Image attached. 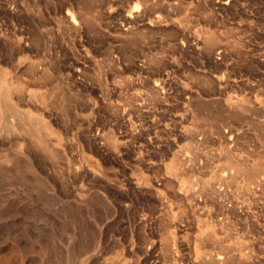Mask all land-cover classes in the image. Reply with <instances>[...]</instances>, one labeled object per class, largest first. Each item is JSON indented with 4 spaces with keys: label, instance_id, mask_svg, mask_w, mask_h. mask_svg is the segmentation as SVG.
Wrapping results in <instances>:
<instances>
[{
    "label": "rangeland",
    "instance_id": "1",
    "mask_svg": "<svg viewBox=\"0 0 264 264\" xmlns=\"http://www.w3.org/2000/svg\"><path fill=\"white\" fill-rule=\"evenodd\" d=\"M16 1V4H17V13L15 14H9L7 12H2L0 14V20H1V24L3 25L4 29H1L0 28V69L4 70V74L6 76V80H7V83L8 84V88L9 90L12 92L11 94V97H12V105L16 106V107H19L18 109H20L21 111H23L22 109H24L23 113L18 110L19 113V117H23L21 114H27L26 116V120H22V124L20 122V120H16L14 118H12L14 121L13 122H16L15 124H17L18 122L19 125H17L19 128H23V126H25L24 124L28 123V120L27 118H32L33 116L34 117H42V121L44 124V127L46 129V132H48V136H47V139H46V142L50 145L51 147V150L54 149V154L52 155L51 152L47 153V150H44V147L41 146L42 144H40L39 146V143L38 142H34V141H30V138L28 135L26 134H21V133H17L15 132L14 133H11L13 130L11 128H7V126H5V121L2 119H0V264H123L122 260H126L124 262V264H132V262L134 261V258H135V261L133 262V264H186L185 262L181 261V260H176L175 262L172 261H168L167 259H163V258H159L160 260H158V256L160 257V253L158 252H147L146 248L149 247V243L151 242V240H154L156 236L155 235V231H163L162 233L166 234L168 233V236L170 237L174 232H175V229L176 227L175 226H172V227H168L167 225H165V223L161 224L160 222L156 221V216H155V213L157 211V209H160L162 208L158 202V198H157V195H155L154 193H152L153 191V188H155L156 186L159 187V188H163L162 185H160L162 182H161V177L165 176V174L167 173V170H170L171 166H172V158L169 157L171 155V152L172 154L174 153L173 150H178L179 147H182L183 144H188V142L191 141V131L194 133V135L196 136V138L199 140V137L201 139V141H203L205 143V141L203 140V137H205L204 139H207L208 141H206V143L202 146H200V149H203L202 151L204 152H207L209 155L207 160H203L205 164H208L205 166V164L203 163V171L206 172H202L201 171V174L200 173H196L195 175V178L198 179L200 178L198 181V185L201 186L200 182L203 180V181H208V182H212V180L214 181L216 179V175H218V173H220V171H222L224 169V165H225V162L224 161V158L222 157L223 153L222 151L224 150V143H226L225 141L227 139H229L230 145L229 146H234L233 147H230L228 146L229 148V151L232 155H236L238 154L239 155H244V158L246 159V162L248 164H253L255 162H262L264 163V118L263 117V113L260 111V105L264 108V92L262 93V88H264V72L262 73V69L264 71V66H262V60H264V49L262 50L261 48H264V23H263V19L264 17L262 15H264V0H237L239 2H235L233 0V2H231L230 4H228V6H225L224 8L222 6L217 7L218 6V1L219 0H210V1H213V2H210L209 0L205 2V0H166L167 3L168 2H173L177 5V8L176 10L178 9L179 12H177L176 14V10H171L169 9L170 12L173 11V13H170L168 11V8H167V3L166 1L164 0H157L160 4V6H158L155 10H152L154 12H152L150 10V13L148 12L149 10L146 8H148V6H146V2L145 0H143V2H141V0H108L109 4L108 6L109 7H113L112 10H113V16L112 14L110 16H106L104 13H103V10L101 11V4L102 2L99 0V3H94L96 2V0L92 1V0H15ZM120 1V2H119ZM138 2H141V3H145L143 5H141V3H138V5H136V3ZM65 2V4H63ZM77 2V4H76ZM93 2V3H92ZM201 2V3H200ZM204 2V3H203ZM210 2V3H209ZM255 2V3H254ZM263 2V3H262ZM81 3V4H80ZM111 3H112V6H111ZM118 3V4H117ZM187 3V5L185 4ZM190 3V4H189ZM212 3H215L212 5ZM240 3V4H239ZM248 3V4H247ZM79 4V5H78ZM115 4V5H114ZM162 4V6H161ZM183 4V5H182ZM239 4V5H238ZM64 7H63V6ZM69 5V6H68ZM84 5H86L87 7H85ZM96 5V6H95ZM99 5V6H98ZM186 6V8H183ZM185 5V6H184ZM191 5V6H189ZM215 5V6H214ZM230 5V6H229ZM251 5V6H250ZM261 5V6H260ZM84 6V7H83ZM107 6V8H108ZM118 6V7H117ZM210 6V7H209ZM234 6V8L232 7ZM237 6V7H236ZM250 6V7H249ZM255 6V7H254ZM71 7V8H70ZM76 7V8H75ZM83 7V9H81ZM99 7V8H98ZM117 7V8H115ZM120 7V8H119ZM144 7V8H143ZM181 7V9L179 8ZM190 7V8H189ZM214 7H216L214 9ZM240 7V8H239ZM241 7H243L244 9H242ZM80 8V9H79ZM93 10V14L95 15V12H96V15L95 17L93 16H90L88 10ZM141 10H138L140 9ZM143 8V9H142ZM167 8V9H166ZM185 9V11L182 10ZM223 8V10H222ZM248 8V9H247ZM258 8V9H257ZM66 9V10H65ZM68 9V10H67ZM78 9L80 11H78ZM87 9V10H86ZM117 11H116V10ZM122 9V10H120ZM129 10V13H128V10ZM166 9V11H165ZM187 9V10H186ZM191 9V10H190ZM238 10L236 12V10ZM68 14H66L64 11ZM83 12H82V11ZM96 10V11H95ZM123 10H125L123 12ZM146 10V11H145ZM158 10V11H157ZM161 10V11H159ZM181 10L183 12H181ZM221 10V11H220ZM243 12H242V11ZM252 10V11H251ZM73 11V12H72ZM95 11V12H94ZM120 11V12H118ZM139 11H141L139 13ZM241 11V12H240ZM246 11V13H245ZM73 14H72V13ZM76 12V13H75ZM79 12V14H78ZM86 14L85 16L88 18H91L93 19L94 23L93 24H87L88 27H85L86 29H84L83 26H86L85 24L82 26V21H81V17L78 18V16H81L82 14ZM100 12V13H99ZM102 12V14H101ZM148 12V13H147ZM154 13V17H152V13ZM157 12V13H156ZM161 12V13H160ZM182 15H181V13ZM187 12V13H186ZM188 12H191L193 14H189ZM88 13V14H87ZM92 13V11L90 12ZM115 13V14H114ZM119 13V14H118ZM125 13V14H124ZM141 14V17L137 22V24L135 25V23L132 25V33L130 35L132 36L129 37L126 36L124 37V34H123V27L125 24L124 22H122V20H124L122 18L123 14H124V18L126 15L128 14ZM187 15L188 19L186 18V20L184 19L183 16H186L185 14ZM261 17H260V15ZM78 16H77V15ZM98 14H101V15H98ZM121 14V17H119ZM173 14V15H172ZM175 14V15H174ZM184 14V15H183ZM207 15L205 18L202 19V16L203 15ZM245 14V15H244ZM65 15H67L65 18L66 19H63ZM89 15V16H88ZM92 15V14H91ZM115 15V16H114ZM119 15V16H117ZM151 15V16H150ZM163 15V16H162ZM169 17H168V16ZM171 15V16H170ZM180 15V16H179ZM197 15V16H196ZM201 15V16H200ZM104 16V17H103ZM106 16V17H105ZM112 16V17H111ZM167 16V17H166ZM178 16V17H177ZM191 16V17H190ZM193 16V17H192ZM196 16V17H195ZM234 16V17H233ZM93 17V18H92ZM111 17V18H110ZM146 17V18H145ZM158 17L160 18V20L158 19ZM163 17V18H162ZM181 17V18H180ZM190 17V18H189ZM260 17V18H259ZM74 18V19H73ZM106 20H105V19ZM115 18V19H114ZM122 18V19H121ZM145 18L147 21H145ZM174 18L176 20H179L181 22V24L179 23V21H176L174 20ZM253 18V19H252ZM260 20H259V19ZM71 19L77 21L79 24L81 22V26L83 27L81 32V36L78 34H70V33H64L62 31V25L63 24H66L65 20L67 21V23L69 21H71ZM91 19H88L91 21ZM99 19V20H98ZM113 19V20H112ZM151 19V20H150ZM152 19H154V21H152ZM181 19V20H180ZM184 19V20H183ZM207 19V21L205 22V20ZM252 19V20H251ZM256 19V21H255ZM80 20V21H79ZM144 20V21H143ZM149 20V21H148ZM188 20V21H187ZM195 20V21H194ZM200 20V21H199ZM211 20V21H210ZM249 22V23H246L245 22ZM248 20V21H247ZM143 21V22H142ZM152 22V23H148V22ZM156 21V22H155ZM159 23H158V22ZM171 21V22H170ZM175 21V23L173 22ZM203 21V22H202ZM253 21V22H252ZM258 21V22H257ZM262 23H261V22ZM111 22V24H110ZM145 22V24H144ZM155 22V23H154ZM169 22V23H167ZM253 24H252V23ZM102 23V24H101ZM106 23V24H105ZM122 23V24H121ZM142 23V24H141ZM148 23L149 28L147 27L148 25L146 24ZM161 23V25H160ZM165 23V24H164ZM189 23V24H188ZM211 23V24H210ZM213 23V24H212ZM241 23V24H239ZM261 23V24H260ZM14 25L13 29L10 28V25ZM62 24V25H61ZM96 26H95V25ZM105 24V25H104ZM119 24V26H118ZM140 24V25H138ZM154 24V25H153ZM169 24V25H168ZM170 24H173V25H170ZM177 24V25H176ZM183 24V25H182ZM188 24V25H187ZM191 24H194V25H191ZM196 24V25H195ZM236 24V25H235ZM251 24V26H250ZM255 24V25H254ZM61 25V26H59ZM108 25V26H107ZM110 25V27H109ZM144 25V26H143ZM145 25H147L145 27ZM160 25V26H159ZM163 25V27H162ZM167 25V26H166ZM192 29H190L191 27ZM199 29L197 28L198 26ZM213 25H217L219 27H214L213 29ZM233 25V26H232ZM237 25H239L237 27ZM243 25V26H242ZM246 25V26H245ZM95 26V27H94ZM137 26V27H136ZM177 28H176V27ZM181 28H179V27ZM186 26V27H185ZM246 28H245V27ZM254 26V27H253ZM61 28V31H60V28ZM119 27V28H118ZM122 27V28H121ZM140 27V29H139ZM142 27V28H141ZM147 32L143 31L145 28ZM159 27V28H157ZM162 27V28H161ZM173 29V31H175L176 33H174L171 29ZM173 27V28H172ZM95 28V30L93 31L92 29ZM118 28V29H117ZM121 28V29H120ZM138 28V30H137ZM166 29L168 31H171L170 32V35H168L167 31H161L160 32H163L162 34H160V32L158 31L159 29ZM179 28V29H178ZM183 28V29H182ZM207 28V29H206ZM210 28V29H209ZM217 28V29H216ZM221 28L222 29V32L224 31V34L223 35H220L221 34ZM249 28V29H248ZM252 28V29H251ZM6 29V30H5ZM97 29H101L99 30V33L97 31ZM150 29V30H149ZM196 29V30H195ZM198 29V30H197ZM204 29V30H202ZM213 29V31H212ZM220 31H219V30ZM227 29H230V30H227ZM233 29V30H232ZM234 29L237 31V29L241 30V31H245L244 33L243 32H239V30L236 32H234ZM247 29V31H246ZM254 29V30H253ZM116 30L118 31V35L116 33ZM137 30L136 32L137 33H140V34H133V32ZM153 30V31H151ZM156 30L159 32V33H155ZM178 30H180V35L182 36H179V32ZM183 30V31H182ZM186 30V31H185ZM214 30H215V33H214ZM218 30V31H217ZM225 30H227L228 32L225 34ZM250 30V31H249ZM88 31H91V32H88ZM97 31V32H95ZM189 31V32H187ZM193 31H195L193 33ZM212 31V32H211ZM101 32V33H100ZM122 32V33H121ZM149 32L151 34H149ZM166 32V34H165ZM185 32V33H184ZM191 32V33H190ZM198 32V33H196ZM202 32H205V34L207 33V35H216V37L218 38H222V36H228L229 39L232 41L234 40L233 38L237 35L238 37L236 38L235 37V40L238 39L237 41L240 40V42H237V43H232V42H236V41H232L231 42V47L230 49L233 47L234 49H228L226 47H223V48H226V49H220L219 51L216 52L215 56L213 57L214 61H211L212 59L209 58V56L206 54L205 52V49L200 41L201 37H202ZM230 32V34H228ZM84 35H83V34ZM95 33V36H97V33H98V37H92V34ZM142 33H145V34H142ZM174 33V34H172ZM183 33V34H182ZM184 36V34H186ZM189 33V34H188ZM193 33V34H192ZM211 33V34H210ZM214 33V34H213ZM220 33V34H219ZM236 33V34H235ZM238 33V34H237ZM252 35H251V34ZM38 34V35H37ZM101 36H100V35ZM115 34V35H114ZM154 35V40L153 39H150L151 37H149V35ZM158 36H156V35ZM177 34V35H176ZM199 34V35H197ZM228 34V35H227ZM233 34V38L230 36ZM235 34V35H234ZM243 34L246 35L243 37ZM83 35V37H82ZM89 35V36H88ZM106 35V36H105ZM122 35V36H121ZM166 35V38L164 39V36ZM173 35V36H171ZM220 35V36H219ZM241 35V37H239ZM251 35V36H250ZM89 38H88V37ZM91 36V37H90ZM100 36V38H99ZM103 36V38H102ZM108 36V37H107ZM144 36V37H143ZM145 36H146V40H145ZM170 38H169V37ZM184 36V37H183ZM40 37V38H39ZM75 37V40H73ZM81 37H82V40H81ZM132 39L129 40L128 38ZM136 37V38H135ZM162 38L161 42L159 43V39ZM174 37V38H172ZM182 37V38H180ZM187 37V38H186ZM193 37V38H192ZM195 37V38H194ZM253 39H252V38ZM255 37V38H254ZM38 38V39H37ZM70 38V41H67L66 39ZM85 38V40H84ZM95 38V39H94ZM99 39L102 41H104V43L100 42L99 40H96V39ZM108 38V39H106ZM127 38V39H126ZM142 38V39H141ZM153 38V37H152ZM198 38V39H197ZM200 38V39H199ZM248 38H249V41H248ZM74 43H73V41ZM87 39V40H86ZM90 39V40H89ZM103 39V40H102ZM136 39H138V41H135ZM142 41H141V40ZM148 39V40H147ZM171 39V40H170ZM185 39V40H184ZM192 39V40H191ZM195 39V40H194ZM246 39V40H244ZM65 42H63V41ZM66 40V41H65ZM96 40V41H95ZM111 40V41H110ZM120 40V41H119ZM145 40V41H143ZM153 40V41H152ZM155 40H158L155 41ZM165 40V41H163ZM184 40V41H183ZM251 40V41H250ZM125 42L124 45H122V42ZM135 41V42H134ZM146 41H149V43H153L150 44L147 42L146 44ZM151 41V42H150ZM173 41V42H171ZM176 41V42H175ZM180 41V42H179ZM187 41L188 44H187ZM199 41V42H198ZM69 42V43H68ZM71 42V43H70ZM83 42V43H81ZM88 42V43H87ZM112 44V47H110ZM114 42V43H113ZM134 42V43H132ZM138 42V43H137ZM142 42V43H141ZM145 42V43H143ZM165 44H163V43ZM170 42V43H169ZM178 42L180 43V45L178 44ZM183 42V43H181ZM192 42V43H191ZM245 42V43H244ZM85 43V44H84ZM108 43V44H107ZM121 43V44H120ZM128 43H132L130 46ZM140 43V46H138ZM156 43V44H155ZM171 44V46L174 44L176 45L175 47L172 46V48H168L170 47V45L167 47V45ZM246 43L248 45H246ZM67 44V45H66ZM80 44L82 46H80ZM95 44H98V45H95ZM101 44V45H99ZM110 45L109 47H106L105 45ZM134 44V45H133ZM135 44H138V45H135ZM157 44L159 46H157ZM167 44V45H166ZM186 44V45H185ZM236 47L238 46V48H235V45ZM250 44V45H249ZM67 46L63 48V46ZM77 47H75V46ZM83 45H85V51H84V47ZM104 45V46H103ZM115 45H117V48H114L116 47ZM119 45V46H118ZM122 45V46H120ZM148 47H147V46ZM155 47H154V46ZM162 45V46H161ZM190 47H188V46ZM195 47H194V46ZM199 45V46H198ZM234 45V46H233ZM240 45V46H239ZM252 45V46H251ZM261 45V46H260ZM263 45V46H262ZM21 46V47H20ZM72 46H73V49H72ZM91 46H93L91 48ZM100 46V47H99ZM105 48V52H103L104 50H102L103 48ZM138 46V47H137ZM143 46L146 48V50L143 48ZM153 46V47H152ZM166 46V47H165ZM183 46H187V47H184ZM248 46V47H247ZM250 46V47H249ZM258 49H255V48H252L254 47ZM96 47V49H95ZM98 47V48H97ZM118 47H122L123 48V52L122 53H125L124 55L121 54V51L122 48H118ZM125 47H129L126 51ZM131 47V48H130ZM137 47V48H136ZM161 49H158L160 48ZM165 47V48H164ZM247 47V48H246ZM261 47V48H260ZM23 48V49H22ZM68 50H66V49ZM75 48L77 49V51L75 50ZM83 48V49H82ZM112 48V49H111ZM133 48H136L137 50H134ZM164 48V50H163ZM175 48V49H173ZM200 48V50H199ZM63 49V50H62ZM71 49V50H70ZM81 49V50H80ZM90 49V50H89ZM96 51H94V50ZM100 49V50H99ZM117 49V50H116ZM120 49V50H118ZM133 49V50H132ZM152 49V50H151ZM157 49V51H156ZM246 49V50H245ZM253 49V51H252ZM261 49V50H260ZM22 50V51H21ZM94 52H93V51ZM110 50H112L110 52ZM115 52H114V51ZM142 50V51H141ZM147 51V53L145 51ZM168 50V51H167ZM170 50V51H169ZM176 50V52H175ZM229 52H227V51ZM242 50V51H241ZM257 50V51H255ZM63 51V52H62ZM69 53H68V52ZM109 51V52H108ZM120 54H119V52ZM126 51V52H125ZM130 51V53H128ZM132 51V53H131ZM138 52L139 54H137L136 52ZM149 51V52H148ZM156 51L157 52V56L155 55H152L154 56L153 58L156 57V60L159 58V60H153L154 62L156 61L157 63H152L153 66L151 65V61L150 60V65L148 64L147 65V61H149V59H151L149 57L150 54H153V52ZM161 51H163L161 53ZM167 51V52H165ZM191 51V52H190ZM194 51V53L192 52ZM197 51V52H196ZM231 51H234L235 53L231 52ZM249 53H248V52ZM74 52V53H73ZM88 52V54H87ZM92 52V53H91ZM107 52V53H106ZM141 52V53H140ZM144 52V53H142ZM160 52V53H158ZM200 52V53H199ZM223 52V53H222ZM228 54H227V53ZM242 52H245V53H242ZM253 52H256L255 54ZM260 54H259V53ZM71 53V54H70ZM96 53H99L101 55H103L102 53H104L103 56H107L105 59L102 58L100 56V59L98 58L99 55L96 54ZM111 53V54H110ZM116 53V54H114ZM127 53V55H126ZM134 53V54H133ZM148 54V56L146 54ZM150 53V54H149ZM176 53V54H175ZM178 53V54H177ZM180 53V54H179ZM203 53V54H201ZM221 53V55H220ZM237 53L239 55H237ZM63 54V55H62ZM83 54V55H82ZM106 54V55H105ZM114 54V55H113ZM145 54V56L148 58H146L144 55L142 56L143 59H140L142 58L141 55ZM174 54V55H173ZM182 54V55H181ZM185 54V55H183ZM227 57H224V55ZM232 54V55H231ZM234 54H236L235 56H233ZM244 54H247V56H243ZM249 54V55H248ZM253 54V56H252ZM257 54V55H256ZM259 54V55H258ZM71 55V57H70ZM82 55V56H81ZM92 55V56H91ZM96 55V56H94ZM130 55V58H128ZM134 55V56H132ZM136 55V57H135ZM160 55V56H159ZM176 55V56H175ZM178 55V56H177ZM180 55V56H179ZM206 55V56H205ZM218 55V56H217ZM222 59H221V57ZM223 55V56H222ZM82 59H81V57ZM87 56V57H86ZM118 56V57H116ZM124 56V58H123ZM126 56H128L126 58ZM138 56V58H137ZM151 56V55H150ZM151 56V57H152ZM166 56V58H164ZM230 56V57H229ZM233 56V58H232ZM240 57V60L238 59ZM250 56V57H248ZM256 56V57H255ZM71 59H70V58ZM80 57V58H79ZM85 59H84V58ZM90 57V58H89ZM93 57V58H92ZM158 57V58H157ZM161 57H163L161 59ZM168 57V58H167ZM180 57V59H179ZM204 57V58H203ZM220 57V58H219ZM229 57V59H228ZM235 57V58H234ZM246 60H244V58ZM256 59H255V58ZM260 57V58H259ZM261 57L262 60H261ZM64 58V60H63ZM68 58V59H67ZM75 61H73V59ZM112 58V59H111ZM120 58V59H118ZM136 58H137V61H136ZM184 58V59H183ZM216 58V59H215ZM226 58L227 62H229L228 64H226L227 62L226 61H223V59ZM232 58V59H231ZM237 58V59H236ZM253 61H250L252 60ZM84 59V60H83ZM90 59V60H89ZM95 59V60H93ZM104 59V60H103ZM147 61H146V60ZM167 59V60H166ZM177 59V60H176ZM186 59V60H185ZM233 59H236L234 60L233 62ZM78 60V61H77ZM104 61V64H103V61ZM107 61V66L105 65L106 61ZM109 60V61H108ZM115 60V61H114ZM128 60V61H127ZM131 60V62H129ZM132 60L136 61L135 63L138 64L136 65ZM146 63H145V61ZM164 63H162V61ZM173 63H171L170 62ZM218 62H215L217 61ZM221 60V63L219 62ZM225 60V59H224ZM239 60V61H238ZM243 60V61H241ZM259 60V61H258ZM69 61V62H68ZM91 61V63H89ZM95 61V62H94ZM161 61V65L164 64L163 66L160 65V62ZM170 62V63H166V62ZM174 61V62H173ZM184 61V62H181ZM208 61V62H207ZM250 61V62H248ZM72 64H71V63ZM80 62V63H78ZM87 62L90 64H87ZM108 62H110L111 64H114L113 66H111L110 64H108ZM123 64H122V63ZM127 64H126V63ZM141 62V63H140ZM143 62L145 64H143ZM237 62V63H236ZM255 62V63H253ZM20 63V64H19ZM29 63V64H28ZM69 66H68V64ZM99 63V64H98ZM119 63V64H118ZM198 63V64H197ZM220 63V64H219ZM224 63V65H223ZM237 64L236 65H233V64ZM253 64V65H250V64ZM67 64V65H66ZM75 64V65H74ZM77 64V65H76ZM88 65V67L85 66ZM96 66H95V65ZM102 64V65H101ZM126 64V65H125ZM133 64V65H132ZM140 64H143L140 65ZM167 64V65H166ZM175 64V65H174ZM216 64V65H215ZM217 64L219 65L217 67ZM19 65V66H18ZM34 65V66H33ZM63 65V67H62ZM67 67H65V66ZM95 67H94V66ZM100 65V66H99ZM117 65V66H116ZM172 65V66H171ZM187 65V66H186ZM202 65V66H201ZM213 65V66H212ZM222 65L224 67H222ZM227 65V67H226ZM230 65V66H229ZM240 65V67H238ZM244 65V66H243ZM258 65V66H257ZM260 65V66H259ZM32 66V67H31ZM36 66V67H35ZM75 66V67H74ZM82 66V67H81ZM85 66V67H83ZM93 66V67H92ZM103 66L105 67L104 68V71H103ZM136 66V67H134ZM147 69H146V67ZM153 69H152V67ZM170 66V67H169ZM181 66H184V67H181ZM221 66V67H220ZM233 66V67H231ZM251 66V67H249ZM34 67V69H33ZM45 67V68H44ZM82 68L83 70H85L87 72V69L91 70L89 72L88 70V74H85L86 72L83 71L81 74H77L74 73L73 71L76 70V68ZM96 67H97V70H96ZM99 67H101L99 69ZM108 67V68H107ZM113 67L114 70L112 69ZM118 67V68H117ZM120 67V69H119ZM156 67V68H155ZM157 67L160 69V67H163L161 68L160 70H156ZM175 67V68H174ZM201 67V68H200ZM210 67V68H209ZM214 67V68H212ZM238 68V71L236 68ZM247 69H245V68ZM255 67V68H254ZM257 67V68H256ZM259 67H260V70H259ZM20 68V69H19ZM32 70H31V69ZM39 68H41L40 70L42 71L43 69V73L42 75ZM71 68V69H70ZM85 68V69H84ZM87 68V69H86ZM111 68V69H109ZM124 68V69H123ZM138 68V69H137ZM185 68V69H184ZM225 68V69H224ZM234 68V70H233ZM69 69V70H68ZM75 69V70H74ZM108 69V70H107ZM155 69V70H154ZM169 70V73H167L168 71L166 70ZM244 69V70H243ZM250 69V70H249ZM39 70V71H38ZM67 70V71H65ZM113 70V71H112ZM121 70V71H120ZM124 70V71H123ZM154 70V71H153ZM213 70V71H211ZM225 70V72L223 71ZM230 72L228 73L227 72ZM236 70V71H235ZM260 72H259V71ZM35 71H38L35 73ZM66 73H64V72ZM69 71V72H68ZM111 73H110V72ZM118 71V72H117ZM142 71V72H141ZM165 71V72H164ZM216 73H215V72ZM242 73H241V72ZM246 71V72H245ZM253 71V72H252ZM257 71V72H256ZM21 72V73H20ZM92 72V73H91ZM102 72V73H101ZM110 74H109V73ZM140 72V74H139ZM175 72V73H174ZM214 72V73H213ZM220 72V73H219ZM226 73L225 75V78L222 77L224 76V74ZM239 72V73H238ZM20 73V74H19ZM34 75H33V74ZM47 73V75H45ZM120 73V74H119ZM138 73V74H137ZM193 73V74H192ZM204 73V74H203ZM206 73V74H205ZM222 73V74H221ZM236 73V74H235ZM254 73V74H253ZM8 74V75H7ZM68 74V75H67ZM102 74V76H100ZM106 74V75H105ZM107 74L110 76H107ZM149 74V75H148ZM160 74V76H159ZM170 74V75H169ZM181 74V75H180ZM183 74V76H182ZM207 74H209L207 76ZM217 74V76H215ZM230 74V76H229ZM238 74V75H237ZM40 75V76H39ZM65 75L67 77V79L65 78ZM115 75V76H114ZM121 79L119 80L117 78V82H116V79L115 77ZM133 75V76H132ZM136 75H140V77H136ZM142 75V76H141ZM166 75V76H165ZM211 75V76H210ZM222 75V76H221ZM240 75H243V76H240ZM35 76V77H33ZM47 76V77H46ZM70 76V78H69ZM77 76V77H76ZM89 76V77H88ZM94 76H98V77H94ZM103 76H105L103 78ZM131 77V81L129 80L130 83H127V78ZM135 76V78H134ZM146 76V77H145ZM154 76V77H153ZM164 76V78H163ZM171 76H174V77H171ZM207 76V77H205ZM220 76V77H219ZM240 76V77H239ZM253 78H252V77ZM259 76V77H258ZM18 77V79H17ZM74 77V78H73ZM83 77V78H82ZM102 77V78H101ZM123 77L126 79H123ZM162 77V78H161ZM190 77V78H189ZM245 77V78H244ZM251 77V78H250ZM255 77V78H254ZM48 78V79H47ZM63 78V79H62ZM79 78H82V79H79ZM96 78V79H95ZM170 81H169V79ZM193 78V79H192ZM223 78V79H222ZM234 78V80L232 79ZM238 78V79H237ZM241 78H242V81H241ZM260 78V79H259ZM9 79V80H8ZM47 79V80H46ZM73 79V80H72ZM106 79V80H105ZM108 79V80H107ZM115 79V80H114ZM133 79V80H132ZM140 79V80H139ZM146 83H144L142 80ZM157 79V80H156ZM159 79V80H158ZM164 79V80H162ZM167 79V80H166ZM192 79V80H191ZM195 79V81H193ZM217 79H221L223 80L221 82V84H218L217 82ZM226 79V80H224ZM230 79V80H228ZM237 79V80H236ZM258 79V80H257ZM65 80V81H64ZM76 80V81H75ZM77 80H80L79 82ZM89 80V81H88ZM96 80V82H95ZM112 81H115V83L112 82L111 83H108V82H111ZM136 80V81H135ZM151 80V81H149ZM156 80V81H154ZM176 80V81H174ZM178 80V81H177ZM181 80V81H179ZM200 80V82H199ZM236 80V81H235ZM246 80V81H245ZM251 80V81H250ZM254 80H256V84H253ZM12 81V82H11ZM126 81V82H125ZM153 81V82H152ZM160 81H164V83L166 81L165 84V89L163 88L161 90L162 94H160L159 96L156 97H153V99L155 100H149L148 99V94H152L153 92V88L154 86L158 83V84H163V83H160ZM173 81V82H172ZM185 81V83H184ZM231 82V84L229 83H225V82ZM232 81L235 83H232ZM238 81V82H237ZM251 84H249V82ZM259 81H262L260 83H258ZM14 82V83H13ZM72 82V83H71ZM75 82H77L75 84ZM89 82V83H88ZM99 82V83H98ZM120 82V83H119ZM135 82V83H134ZM137 82H139V86L137 84ZM142 82V83H141ZM150 82V83H148ZM175 82V83H174ZM178 82L180 84H178ZM195 82V83H194ZM201 84H199V83ZM215 83L216 84H212V83ZM224 82V83H223ZM245 82V83H244ZM254 82V83H255ZM11 83V84H10ZM102 83V84H101ZM123 84V87L122 85L119 87L118 85H115V84ZM133 83V84H132ZM173 83V84H172ZM177 83V84H176ZM189 83V84H188ZM194 83V84H193ZM205 83V85H204ZM209 83L211 84L210 87H209ZM73 84V85H72ZM94 84V85H92ZM96 84V85H95ZM108 84V85H107ZM135 84V86L132 87V85ZM144 84V85H143ZM146 84V85H145ZM167 84L168 86L170 84H172L171 86H169V89L167 87ZM224 84V85H223ZM227 84V85H226ZM244 84H248V85H244ZM253 84V85H252ZM87 85V86H86ZM102 85V86H101ZM107 85V87H106ZM127 85V86H126ZM143 85V86H141ZM152 85V87H151ZM154 85V86H153ZM180 85H184V87L180 86ZM191 85V86H190ZM196 85V86H195ZM208 85V86H206ZM215 85L214 88H212L213 86ZM230 85V88L228 89V86ZM255 85V86H254ZM257 85V86H256ZM259 85V86H258ZM263 85V87H262ZM87 88H86V87ZM94 86V87H93ZM110 86V87H109ZM117 88H116V87ZM130 86V88H129ZM137 86V87H136ZM146 86V88H145ZM149 86V87H148ZM176 86V88H175ZM179 86V87H178ZM186 86H187V89H186ZM206 86V87H205ZM224 86V88H223ZM244 86V87H243ZM247 86V87H245ZM254 86V87H253ZM23 87V88H22ZM81 87H83L81 89ZM85 87V88H84ZM99 87V88H97ZM104 87V88H103ZM148 87V89H147ZM151 87V88H150ZM190 87V88H189ZM193 87V88H192ZM198 87V88H197ZM204 87V88H203ZM207 87L210 89L206 90ZM226 87L228 90H226ZM243 87V88H242ZM251 87V89H250ZM260 90V88L262 90ZM135 88H138V89H135ZM166 88L168 90H166ZM175 88V89H174ZM219 88V89H218ZM236 88V89H235ZM241 88V89H240ZM85 89V90H84ZM108 89V90H107ZM146 89L148 91H146ZM171 89V90H170ZM184 89V90H183ZM200 89V90H199ZM218 89V90H217ZM223 89V90H222ZM249 89V90H248ZM15 90V92H14ZM21 90V91H20ZM89 90V91H88ZM93 90V91H91ZM99 90V91H98ZM110 90V91H109ZM125 90V92H124ZM132 92H131V91ZM134 90V91H133ZM144 90V91H143ZM174 90H175V93H174ZM177 90V91H176ZM183 90V91H181ZM188 90V91H187ZM199 90V91H198ZM214 90V91H213ZM217 90V91H216ZM226 90V91H225ZM17 91H19L18 93H20L22 95V98H21V95L17 93ZM25 91V92H24ZM108 91V92H107ZM117 91L116 94L114 95L113 92ZM122 93H119V92ZM124 93H123V92ZM131 92V93H128V92ZM152 91V92H151ZM180 91V92H179ZM202 91V93L200 92ZM205 91V92H203ZM213 91V92H211ZM225 92V95L224 92L221 93L222 96L220 95V92ZM244 91V92H243ZM24 92V93H23ZM32 92H34V94H31ZM40 92V93H39ZM48 92V94L46 93ZM50 92V93H49ZM97 92V93H96ZM109 94H107V93ZM160 92V93H161ZM164 92V93H163ZM183 92L185 94V97L183 96ZM191 94H190V93ZM200 92V93H199ZM209 92V93H208ZM211 92V93H210ZM243 92V93H242ZM260 95H258L259 93ZM102 93H104L105 95H103ZM134 93H139L141 94V101H140V107L137 108H130L128 105H127V101L129 100L127 97L130 96L129 98L132 97V94ZM167 93V94H165ZM174 93V94H173ZM188 93V94H187ZM206 93L209 94L208 96H206ZM213 93V94H212ZM218 93V94H217ZM255 93V94H254ZM14 94V95H13ZM26 94V95H25ZM43 94V96H42ZM55 94V96H54ZM66 94V96H65ZM78 94V97L81 98V100L76 96ZM125 94V95H124ZM126 94H129V95H126ZM169 94V95H168ZM182 94V95H181ZM190 95L193 96V100H192V105L191 103H189V98H190ZM216 94V95H215ZM233 96H231V95ZM17 95V96H16ZM33 95V96H31ZM51 95V96H50ZM103 95V96H101ZM116 95H119V96H116ZM165 95H167V97H165ZM180 95H181V98L182 101L180 102L181 98H180ZM212 95V96H211ZM238 95V96H237ZM19 96V97H18ZM30 96V97H29ZM36 96L33 101V97ZM47 96V97H46ZM69 96V97H67ZM168 96L170 97V100L168 98ZM183 96V97H182ZM231 96V97H230ZM237 96V97H236ZM258 96V97H257ZM262 96V97H261ZM26 97V98H25ZM28 97V98H27ZM32 97V98H31ZM39 99H38V98ZM44 97H45V102H44ZM63 97V98H61ZM66 97L68 99H66ZM87 99V101L85 100V98ZM105 97V99H104ZM110 97V98H109ZM162 97V98H161ZM186 97H189V98H186ZM226 97V98H225ZM240 97V98H239ZM30 98V99H29ZM41 98V99H40ZM43 98V99H42ZM48 98V99H47ZM52 98H55V99H52ZM57 98V99H56ZM60 98V99H59ZM144 98H145V102H144ZM158 98V99H157ZM165 98V99H163ZM199 98H202L200 99L201 102H199ZM229 98V99H228ZM232 98V100H230ZM249 98V99H248ZM253 98V99H252ZM256 98V99H255ZM260 98V99H259ZM27 99V100H26ZM58 99L60 100V102L58 101ZM61 99H64L63 101ZM76 99H79V100H76ZM116 99V100H115ZM118 99V100H117ZM120 99V100H119ZM121 99H126V101H121ZM198 99V100H197ZM219 99L223 101V104L221 103L222 101L219 102ZM259 99V100H257ZM29 100V101H28ZM30 100H32V102L34 103L36 100L39 102V104H33L32 102H30ZM49 102H46L48 101ZM51 100V101H50ZM56 100V101H55ZM71 100V101H69ZM73 100V102H72ZM157 100H160V103L159 101ZM166 100V101H164ZM186 100V101H185ZM204 100V101H203ZM208 100V101H207ZM210 100V101H209ZM212 100V101H211ZM214 100V101H213ZM236 100V101H235ZM249 100V101H248ZM251 100V101H250ZM262 100V101H261ZM16 101V102H15ZM17 101H18V104H17ZM25 101V102H23ZM68 101V102H66ZM76 101V102H75ZM78 101L80 103H78ZM84 101V102H83ZM89 101V102H88ZM108 101V102H107ZM148 101V102H147ZM155 101V102H154ZM156 101L158 103H156ZM162 101V102H161ZM185 101V103H184ZM229 101V102H228ZM237 101H241L242 103L244 102V105L245 107L247 106V110H251L253 107L255 109H257L255 111V109L253 108L252 110L253 111H247V114L244 118H239V116L235 113V111H232V110H228V105L230 102H237ZM246 101V102H245ZM20 102V103H19ZM30 102V103H28ZM42 104H41V103ZM53 102V104H52ZM71 102V103H70ZM87 102V103H86ZM147 102V103H146ZM183 102V103H182ZM204 102V104H203ZM210 102V103H208ZM212 102V103H211ZM249 102V103H248ZM255 102V103H254ZM14 103V104H13ZM16 103V104H15ZM32 103V104H31ZM43 103H44V108L42 107L43 106ZM48 103V104H46ZM61 103V105H60ZM64 103V104H63ZM70 103V104H69ZM103 103V104H102ZM109 103L110 106L108 107L107 104ZM120 105L121 103V107L118 105ZM125 105H124V104ZM151 103H154V104H151ZM165 103V104H164ZM188 103V104H186ZM197 103V104H195ZM215 103V104H214ZM253 103V104H251ZM11 104V103H10ZM63 104V105H62ZM72 104H73V107H72ZM102 104V105H101ZM108 104V105H109ZM115 106H114V105ZM119 108H118V106ZM147 104V105H146ZM159 104V105H158ZM164 106H163V105ZM169 104V105H168ZM192 107H191V105ZM203 104V105H202ZM211 104V106H210ZM218 104V105H217ZM257 104V105H255ZM36 105V106H35ZM47 105V106H46ZM71 105V106H70ZM93 105V106H92ZM113 105V107H116V111H112L114 110V108L111 106ZM158 105V106H157ZM164 110H162L161 112V109L162 108H159L161 107ZM186 105V106H184ZM188 105V108H186ZM200 105V106H199ZM202 105V106H201ZM209 105V106H207ZM214 105L216 106V108L218 107V109L216 110ZM227 105V106H226ZM0 106H4V103L0 102ZM41 106V107H40ZM58 109V111H60V114L59 112L55 111V108ZM61 106V107H60ZM79 106V107H78ZM125 106V107H124ZM128 106V107H127ZM150 108H149V107ZM154 106V107H153ZM166 106V107H165ZM184 106V107H182ZM190 106V107H189ZM207 106V107H206ZM251 106V108L249 107ZM47 107V108H46ZM54 109H53V108ZM67 108V109H64ZM108 107V112H107V108ZM127 107V108H126ZM148 107V108H147ZM156 107V108H155ZM170 107V108H169ZM209 107V108H208ZM212 107V108H211ZM49 108V109H48ZM70 108V109H69ZM92 108V109H90ZM126 108V109H125ZM141 108V109H140ZM169 108V109H168ZM198 108V109H197ZM220 108V109H219ZM226 108V109H225ZM37 109H40V111L38 112ZM61 109V110H60ZM119 109V110H117ZM121 109H123L121 111ZM131 109V110H130ZM140 109V110H139ZM144 109V110H143ZM148 109V110H147ZM160 109V110H159ZM168 109V111L166 110ZM186 109V110H185ZM188 109V111H187ZM212 109L214 111H212ZM223 109V110H222ZM259 109V110H258ZM47 110V111H46ZM50 110V111H49ZM64 110V111H63ZM66 110V111H65ZM69 110V111H68ZM72 110V111H71ZM106 112H105V111ZM127 110V111H126ZM135 110V112H133ZM143 110V111H141ZM146 110V111H145ZM157 110V111H156ZM159 110V112H158ZM201 110V111H200ZM204 110V113L202 112ZM210 113H209V111ZM26 111V112H25ZM55 111V113H53ZM68 111L69 112H75V113H71V115L67 113V116H66V112ZM111 111L114 114V117L112 116V113ZM119 112V114L121 113V115H117V113ZM130 111V112H129ZM140 111V112H139ZM183 111V112H182ZM187 111V112H186ZM191 111V112H190ZM201 112L200 113H198ZM207 111L208 114L205 112ZM216 111V112H215ZM218 111V112H217ZM225 111V112H224ZM44 112V113H43ZM48 112V113H46ZM79 114H78V113ZM103 112V113H102ZM146 112V113H145ZM185 112V114H184ZM195 112V113H193ZM230 112V113H229ZM259 112V113H258ZM52 115H50V114ZM57 113V114H56ZM106 113V114H105ZM109 113V116L107 115ZM111 113V114H110ZM151 113V114H149ZM161 113H164L162 115H160ZM171 113V114H170ZM189 114V117L187 116ZM193 113V114H192ZM217 113V114H216ZM220 115H219V114ZM249 113V114H248ZM261 113V114H260ZM61 116V118L59 117V115ZM74 114V115H73ZM105 114V116H104ZM137 114V115H136ZM155 116H154V115ZM159 114V115H158ZM213 114H216L215 116L217 118H215V116ZM226 114V115H225ZM260 114V115H259ZM107 115V116H106ZM127 115V116H126ZM183 115V116H182ZM203 115L204 117H206V119L208 120V118H211L209 119V121H207L206 119V123L211 121L210 124H206L205 125V120H203ZM212 115V116H210ZM222 115V116H221ZM248 115V117H247ZM257 115V116H256ZM55 116V117H54ZM60 119H58L57 118ZM66 116V117H65ZM72 116L74 117V119L72 118ZM76 116V117H75ZM82 116V117H81ZM102 116V117H101ZM121 116V117H120ZM144 116V118H143ZM146 116V117H145ZM159 118H158V117ZM175 116V117H174ZM179 116V117H178ZM194 116H197L198 117V120L196 119L197 117H194ZM208 116V117H207ZM214 116V117H213ZM255 116V117H254ZM53 117V118H52ZM78 117V119H77ZM81 117V118H80ZM99 117V118H98ZM107 117V118H106ZM119 119H118V118ZM123 117V118H122ZM125 117V118H124ZM178 117V118H177ZM193 117V118H192ZM252 117V118H251ZM67 118V119H66ZM72 118V119H71ZM80 118V119H79ZM106 118V120H105ZM117 118V119H116ZM139 118V119H138ZM149 118V120H148ZM154 120H153V119ZM195 118V119H194ZM251 118V119H250ZM53 119V120H52ZM63 119V120H61ZM91 120V122L88 121ZM128 119V120H127ZM184 119V120H183ZM194 119V120H192ZM202 121H201V120ZM221 119V121L219 120ZM226 119H230L231 121H227ZM256 119V120H254ZM66 120V121H65ZM75 120V121H73ZM81 120V122H80ZM105 120V121H104ZM121 121L120 123H118L119 121ZM127 120V121H126ZM152 120V123L151 121ZM184 122H183V121ZM193 121L195 124L198 123V124H193V122H189V121ZM218 120V121H216ZM225 120V122H224ZM235 121L234 125L233 124V121ZM246 121L248 122V126L246 125V122L244 123L243 121ZM63 121V122H62ZM72 121H73V124H72ZM77 121V122H76ZM158 121V122H157ZM201 121V123H199ZM215 121V122H214ZM223 121V123H222ZM239 121H242L239 122ZM256 121V122H255ZM3 122V123H1ZM23 122H26V123H23ZM48 122V123H47ZM65 122V123H64ZM68 124H67V123ZM80 122V123H79ZM127 124H126V123ZM161 122V123H160ZM182 122V123H181ZM214 122V123H213ZM220 122V123H219ZM226 122L228 123L226 127L223 126V124L225 123L226 125ZM250 122V124H249ZM253 122V123H252ZM263 122V123H262ZM55 123V124H53ZM59 123V124H58ZM77 123V126L75 125ZM79 123V124H78ZM82 123V124H81ZM91 123V124H90ZM123 123V124H122ZM125 123V124H124ZM129 123V124H128ZM131 123H133L134 125H132ZM143 123V124H142ZM185 125H184V124ZM244 123V124H243ZM263 124V125H260ZM61 124H64L61 126ZM66 124V125H65ZM72 124V125H71ZM81 124V125H80ZM95 124V125H94ZM119 126H118V125ZM122 124V125H121ZM158 128H157V126ZM161 124V125H160ZM176 124V125H175ZM204 124V125H203ZM253 124V125H252ZM2 125V126H1ZM23 125V126H22ZM59 125V126H58ZM79 125V126H78ZM97 125V126H96ZM103 125L105 127H103ZM145 125H147V128L145 127ZM151 125V126H150ZM154 127H153V126ZM194 126V129H193V126ZM202 125V127H201ZM244 125V126H243ZM250 125V126H249ZM254 125L256 126V128L254 127ZM22 126V127H21ZM72 126V127H71ZM76 126V127H75ZM94 128H93V127ZM102 126V127H101ZM107 126V127H106ZM115 126V127H114ZM165 127V128H162V127ZM184 126V127H182ZM188 126V127H187ZM198 126V127H197ZM231 126L233 129H231ZM261 126V127H260ZM50 127V128H49ZM58 127V128H57ZM70 127V128H69ZM97 127V128H96ZM99 127V128H98ZM111 127V128H110ZM150 127V128H149ZM153 127V128H152ZM168 127V128H167ZM205 128L207 127L209 131H205V135H203L204 133H202L205 129H202L203 131H201V128ZM210 127V128H209ZM59 128L61 130H59ZM64 129V132H61L63 131ZM66 128V129H65ZM72 128V129H71ZM107 128V129H106ZM110 128V129H108ZM130 130H128V129ZM162 128V129H160ZM181 128V129H180ZM183 128V129H182ZM217 129L218 131H216L215 129ZM245 128V129H244ZM248 128V129H247ZM250 128V129H249ZM258 128V129H257ZM71 131H69V130ZM93 129V130H92ZM95 129V130H94ZM97 129V130H96ZM124 129H127L128 131L132 132H128ZM138 129V130H137ZM145 129V130H144ZM154 129V130H153ZM158 129V130H157ZM189 129V130H188ZM207 129V130H208ZM214 131H213V130ZM222 129V130H221ZM231 129V130H229ZM238 129V130H237ZM241 129V130H239ZM253 129V130H252ZM261 129V131H259ZM3 130V131H2ZM5 130V131H4ZM7 130H10L9 132ZM12 130V131H11ZM100 130V131H99ZM108 130H110L112 132V135L111 132ZM123 130V132H122ZM133 130V131H132ZM140 130V132H139ZM145 132V133H143ZM180 131V134H179V131ZM183 130V131H182ZM194 130V131H193ZM221 132H220V131ZM224 130V131H223ZM227 130L230 131L227 132ZM233 130V131H232ZM246 130V131H245ZM51 131V132H50ZM66 131V132H65ZM68 131V132H67ZM85 131V133H83ZM95 131V132H94ZM105 131V133H107V135L103 132ZM134 131H137V132H134ZM178 131V132H177ZM190 131V132H188ZM199 131V132H198ZM7 134H5V133ZM55 133V135H53V133ZM74 132V133H73ZM99 132V133H98ZM105 134L107 136V138L102 134ZM115 132V133H114ZM122 132V133H121ZM125 132L129 133V138L127 139L128 137V133L125 134ZM158 134H157V133ZM162 132V133H161ZM197 132V133H196ZM223 132V134H222ZM225 132H227L226 134L228 136H226ZM236 132V133H235ZM259 135H263V137L259 136ZM11 133V134H10ZM98 133V134H97ZM120 133V134H119ZM124 133V134H123ZM143 133V134H142ZM157 136L156 140L154 141V137L155 135ZM178 133V135H177ZM210 133V134H209ZM221 133V134H220ZM229 133V134H228ZM233 133V134H232ZM261 133V134H260ZM57 134V135H56ZM84 134V135H82ZM95 136H94V135ZM97 134V135H96ZM111 134L112 137H110V139L108 138L109 135ZM123 134V135H122ZM133 134V136L131 135ZM138 136H136V135ZM149 135L150 137V140L148 138L147 135ZM168 134V135H167ZM208 134V135H207ZM214 134V135H213ZM247 134V135H245ZM11 135V136H10ZM50 135V136H49ZM52 135V136H51ZM87 135V136H86ZM109 135V136H108ZM122 135V136H121ZM127 135V136H126ZM147 137H146V136ZM212 135V136H211ZM221 135V136H220ZM224 135V136H222ZM237 135V136H236ZM239 135V136H238ZM242 135V136H241ZM9 136L11 138H9ZM17 136V137H15ZM20 136V137H19ZM27 136V137H26ZM54 136H55V139H54ZM58 138V141H56L57 137ZM90 136V137H89ZM104 136V137H103ZM116 136V137H114ZM118 136V137H117ZM141 136V137H140ZM144 136V138H143ZM153 136V137H152ZM186 136V138L184 139V137ZM203 136V137H202ZM216 136V137H215ZM232 136H236V140L238 138V142L236 140H234L235 137H232ZM244 136H246L244 138ZM24 137V138H22ZM60 137L62 139H60ZM95 137V138H94ZM97 137V138H96ZM104 138V139H99V138ZM126 137V138H125ZM168 137V138H167ZM177 137V138H176ZM183 137V138H182ZM202 137V138H201ZM229 137V138H228ZM240 137H242L240 139ZM248 137V138H247ZM260 137V138H259ZM22 140H21V139ZM91 138H92V141H91ZM94 138V139H93ZM125 138V140L123 139ZM136 138V139H135ZM152 138V139H151ZM164 138V139H162ZM166 138V139H165ZM190 138V139H189ZM212 138V139H211ZM218 138V139H217ZM233 138V139H231ZM17 139V140H16ZM29 139V140H28ZM52 139V140H51ZM108 139V140H107ZM160 139V140H159ZM172 139V140H171ZM177 139V140H176ZM188 139V141H187ZM211 139V140H209ZM244 139V140H243ZM253 139V140H251ZM262 139V140H261ZM25 140V141H24ZM83 140V141H82ZM95 140V141H94ZM97 140V141H96ZM132 140V141H131ZM146 140V141H145ZM164 140H167V141H164ZM174 142H171L173 141ZM223 140V141H222ZM13 141V142H12ZM30 141V142H29ZM53 142L52 144L50 143ZM91 141V142H90ZM102 141V142H101ZM117 141V142H116ZM121 143L122 141L125 142V145L121 147H114L113 146V143ZM141 141V142H139ZM164 141V142H163ZM234 141V142H233ZM236 141V142H235ZM243 141V142H242ZM21 142V143H19ZM25 142V143H24ZM29 142V143H27ZM34 142V143H32ZM63 142V143H61ZM112 142V143H111ZM153 142V143H152ZM157 142H160V143H157ZM167 142V143H166ZM170 144H169V143ZM177 142V143H176ZM214 142V143H213ZM216 142V143H215ZM254 142V143H253ZM17 143V144H16ZM33 145H32V144ZM37 143V144H36ZM58 143H60L58 145ZM109 144L107 146V144ZM129 143V144H128ZM133 143V144H132ZM144 145H142V144ZM147 143V144H145ZM155 143V144H154ZM166 143V144H165ZM173 143V144H172ZM174 143H175V146H174ZM208 143V144H207ZM210 143V144H209ZM236 147L239 146V143H241V145L239 146V150H237L238 148H235V145ZM250 143V144H249ZM20 144V145H19ZM30 144V145H29ZM64 144V145H63ZM132 144V145H130ZM136 144V145H135ZM164 144V145H163ZM215 144V145H214ZM246 144V145H245ZM256 144V145H255ZM19 145V146H18ZM66 145V146H65ZM71 145V147H70ZM98 147H97V146ZM111 145V146H110ZM130 145V147H129ZM140 145V146H139ZM142 145V146H141ZM147 145V146H146ZM152 145H155L154 148ZM211 145V146H210ZM219 145V146H218ZM251 145V146H250ZM23 146V147H21ZM54 146V147H53ZM64 146V147H63ZM88 146V147H87ZM94 146V147H93ZM96 146V148H95ZM107 146V147H106ZM110 146V147H109ZM134 146V147H132ZM146 147L147 148V151H146V154H145V149L143 148ZM164 146V147H163ZM173 146V148H172ZM204 146V148H203ZM43 147V148H41ZM55 147H57V149H55ZM90 147H92L90 149ZM102 147V149H101ZM109 150L110 152H107L105 151L106 149ZM109 147V148H108ZM113 147V148H112ZM127 147V148H126ZM140 147V148H139ZM208 147V149H207ZM244 147V148H243ZM20 148H22L20 150ZM39 148V151H37ZM60 148V149H59ZM135 148V149H134ZM137 148H139V152L137 151ZM152 148V149H151ZM169 148V149H168ZM210 148V149H209ZM214 148V149H213ZM219 148V149H218ZM232 148V149H231ZM242 148V149H241ZM63 149H64V154H63ZM116 151L118 149L117 152L114 151V154L112 155V152L113 150ZM130 149V150H129ZM136 150V153L134 150ZM156 149V150H154ZM160 152V154L163 156H161L158 152V150ZM167 149V150H166ZM213 151H212V150ZM41 150L43 151L44 150V153L43 154L41 152ZM58 150V151H57ZM68 151L66 153V151ZM93 150V151H92ZM98 150V151H97ZM148 150H150L148 152ZM218 150V151H217ZM36 151V152H35ZM76 153H75V152ZM97 151V152H96ZM101 151V152H100ZM104 151V152H103ZM153 153H152V152ZM169 153H167V152ZM215 151V153H214ZM28 152V153H27ZM106 152V153H105ZM125 152V153H124ZM31 153V154H30ZM51 153V154H50ZM74 153V154H73ZM120 153H123V154H120ZM128 155H127V154ZM142 153V155H141ZM165 153H167L165 155ZM212 153V155L210 154ZM237 153V154H236ZM22 154V155H21ZM60 154V155H59ZM108 154V155H107ZM110 154V155H109ZM125 154V155H124ZM135 154V155H133ZM138 154V155H137ZM155 154V155H153ZM157 154V155H156ZM159 154V155H158ZM219 154V156H217ZM248 154V155H246ZM26 155V157L24 156ZM31 155V156H29ZM44 157H43V156ZM46 155V156H45ZM47 155L49 157V159L47 158ZM74 155V156H73ZM103 155V156H102ZM106 155V156H105ZM112 155V157H111ZM120 155V157H119ZM123 155V156H122ZM130 155V156H129ZM141 155V156H140ZM146 155V156H145ZM165 155V157H164ZM216 155V156H215ZM242 155V156H243ZM253 157H252V156ZM39 156L41 157L39 159ZM57 159H55L54 157ZM60 156V157H59ZM115 156V157H114ZM134 156H140V160H138V157H134ZM152 156V157H151ZM160 156V157H159ZM172 156V155H171ZM214 156V157H213ZM257 157L258 159H256L255 157ZM30 157V158H29ZM34 157V158H33ZM52 157L54 158V161L51 162V159ZM59 157V158H58ZM62 157V159H61ZM99 157V158H98ZM106 157V158H105ZM118 157V158H117ZM128 159H127V158ZM131 157L136 158V161H138V163H136L135 159L134 160H131ZM151 160L150 161L148 158ZM168 157V158H166ZM219 157V158H218ZM223 158V159H220V158ZM44 158V159H43ZM76 158V160H74ZM102 158V159H101ZM156 160H155V159ZM161 158V159H160ZM170 158V160H169ZM215 158V159H213ZM255 158V159H254ZM262 158V159H261ZM13 159V160H12ZM29 159V160H28ZM42 159V160H41ZM50 161H48V160ZM100 159V160H98ZM106 159V160H105ZM115 159V160H114ZM127 161H126V160ZM130 159V160H129ZM163 159V160H162ZM165 159V160H164ZM209 159V160H208ZM7 160V161H6ZM33 160V161H32ZM46 160V161H45ZM57 160L59 162H57ZM61 160V161H60ZM110 160H112L113 162H111ZM120 160V161H119ZM143 160L142 162H139ZM145 160V161H144ZM147 160L149 162H147ZM154 160V162H153ZM212 160V161H211ZM217 160V161H216ZM10 161V162H9ZM72 161V164H70ZM75 161H77L76 163H74ZM84 161V162H83ZM104 161V162H102ZM107 163H106V162ZM109 161V162H108ZM116 161V162H115ZM126 161V162H125ZM130 161V162H128ZM162 161V162H161ZM166 163H165V162ZM170 164H169V162ZM250 161V162H249ZM252 161V162H251ZM29 162H30V165H29ZM55 162V164L53 165V163ZM57 162V163H56ZM68 162V163H67ZM101 162V163H100ZM164 162V164H163ZM223 162V163H222ZM32 163V164H31ZM38 163V164H37ZM64 163V164H63ZM111 163V164H110ZM125 164V166H123ZM134 163L136 164H140L138 167L141 166V163H142V166H144V169L142 166L139 168L138 170V167L136 166V164L134 165ZM151 163V164H149ZM162 163V164H160ZM170 167H169V165ZM212 163V164H211ZM74 164L76 166H74ZM98 164V165H97ZM114 164V165H113ZM119 164V165H118ZM145 164V165H144ZM159 164L158 166H155ZM210 164V165H209ZM218 168H216L217 166ZM29 165V166H28ZM70 165V166H69ZM72 165V167H71ZM85 165V166H84ZM89 165V166H88ZM99 165L101 168H99ZM111 165V166H110ZM122 165V166H121ZM128 165V166H127ZM131 165V166H130ZM134 169H133V166ZM147 165V166H146ZM150 165L152 167H157V168H151ZM213 165V167H212ZM221 165V167H220ZM28 166V167H27ZM67 166V167H65ZM103 166V167H102ZM109 166V167H108ZM149 166V167H148ZM37 167V168H36ZM64 167V168H63ZM75 167H77L76 169H74ZM82 167V168H81ZM89 167V168H88ZM112 167V168H111ZM123 167V168H121ZM129 167V168H128ZM148 167V168H147ZM162 167V168H161ZM35 168V169H34ZM69 168V169H68ZM84 168H88L86 170H84ZM104 168V169H103ZM111 168V169H110ZM116 169V171L114 169ZM134 170H132V169ZM151 168V170H150ZM163 168H165L163 170ZM211 168V172L212 173H207L208 171L210 172L209 169ZM65 169V170H64ZM74 169V171H73ZM80 171H78V170ZM95 169V170H93ZM100 169V170H99ZM125 169V171H123ZM139 171H137V170ZM147 172H143L144 170ZM148 169V170H147ZM167 169V170H166ZM205 169V170H204ZM216 169H219L218 171H216ZM92 170V171H91ZM104 170V172L102 171ZM107 170V171H106ZM111 170H114L111 172ZM122 170V171H121ZM129 170H132V171H129ZM155 170V171H154ZM159 170V171H157ZM71 171V172H70ZM99 173H97V172ZM123 173L122 175L125 176H122L121 172ZM152 171V172H151ZM165 171V172H164ZM77 172V173H76ZM83 175H82V173ZM101 172V173H100ZM107 172V173H106ZM114 173L112 175H110L109 173ZM126 172V173H124ZM132 174H131V173ZM141 172V173H140ZM144 174H143V173ZM155 173L156 174H152V173ZM164 172V173H163ZM71 173V174H70ZM86 173V174H85ZM88 173V174H87ZM92 173H97L98 175L96 174H92ZM118 175H117V174ZM137 173V174H136ZM146 173V174H145ZM214 173H217V174H214ZM76 174V175H74ZM99 174L102 175V178ZM106 174V175H105ZM131 177H129L130 175ZM136 174V175H134ZM138 174L140 176H143V179H140L142 177L138 176ZM143 174V175H142ZM158 174V176H157ZM204 174V175H202ZM208 174V175H206ZM85 175V176H84ZM97 177V180H96V177ZM104 175V176H103ZM120 175V177H118ZM156 177H155V176ZM200 177H199V176ZM214 175V176H213ZM77 176V177H76ZM108 178H106V177ZM114 176V177H113ZM128 176V177H126ZM134 176V177H133ZM153 178H151V177ZM208 176V177H207ZM73 177V178H72ZM76 177V178H75ZM80 177V178H79ZM86 177V178H85ZM98 177H100L101 179H99ZM140 177V178H138ZM145 177V178H144ZM150 177V178H149ZM204 177V178H203ZM208 178V179H205V178ZM213 177V179H212ZM79 178V179H78ZM106 178V179H105ZM118 178V179H116ZM122 178V179H121ZM124 178V179H123ZM147 178V179H146ZM150 182H149V180ZM156 178V179H155ZM262 178L264 179V175H262ZM91 179V180H90ZM110 179V180H108ZM114 179V180H113ZM116 179V180H115ZM136 180V181H139L141 184L144 183L143 181H147L145 182L144 184H142L141 186H144L141 191L140 189H137L135 186H133L131 183H130V180ZM142 181H140V180ZM157 179H160L159 182ZM243 178L239 179V181L241 182ZM103 180V181H102ZM107 180V181H106ZM115 182H113V181ZM122 180V181H121ZM129 182H128V181ZM157 180V181H155ZM154 181V182H153ZM90 182V183H89ZM105 182V183H104ZM157 182V183H156ZM159 182V184H158ZM110 185L108 186L107 185ZM128 183V184H126ZM154 183H156L154 185ZM96 184V185H95ZM104 184V185H103ZM117 184V185H116ZM119 184V185H118ZM121 185V186H120ZM133 187H132V186ZM149 185V186H147ZM159 185V186H158ZM196 185V186H198ZM96 186V187H95ZM126 186V187H125ZM154 186V187H151ZM170 185H168L166 188H169ZM198 186V187H199ZM101 187V188H100ZM103 187V188H102ZM105 187H109V191L108 192L107 190H105ZM115 187V188H114ZM120 189H119V188ZM129 187V188H128ZM91 188V189H90ZM94 188V189H93ZM146 188V189H145ZM166 188H163L164 190H166ZM232 188V189H231ZM259 188L260 189V194L261 196L259 197L258 194H259ZM103 189V190H101ZM132 189V191H131ZM147 189H152V190H148ZM234 189V190H233ZM114 190V191H113ZM120 190V191H118ZM124 190V191H123ZM130 190V191H129ZM134 190V191H133ZM145 190V191H144ZM226 191L223 192V194L225 192H227L226 194H224L223 197H220L222 200L220 201V198L219 200H211L210 201V197H206L201 195V196H198V205H194L193 208L191 209H186L185 208H181V210H183L184 212L187 211V213H185V216L186 217H193L195 215L194 218H197V219H204L205 217V220L209 223L208 225L211 227L210 229L213 228V224L215 225L216 224V221L217 220H220V219H228L229 221L230 220H233V221H230L231 223V226H232V235H231V239L230 238H226L225 240L222 241L221 245H220V248H217L215 249L213 252L216 256H221L224 258V262H227L228 264H232L234 262V258H235V263L233 264H244L243 262L245 261L246 263L245 264H264V207L262 205H264V185L263 187L260 186L257 188V192L254 196V199L257 201H254L251 200V201H248V202H243V199L240 198L239 195H237L236 192V189L235 187H228V189H225ZM231 190V191H230ZM113 191V192H112ZM129 193L132 192V193ZM148 193H147V192ZM235 191V192H234ZM94 192V193H93ZM117 192V193H116ZM122 192V194H121ZM124 192V193H123ZM137 192H141V193H137ZM147 194H146V193ZM231 192V195L229 194ZM111 193V194H110ZM136 193V194H135ZM145 193V194H144ZM152 193V194H150ZM108 194V195H107ZM233 194V195H232ZM102 195V196H101ZM112 195V196H111ZM113 195L115 196V198L113 197ZM120 195V196H119ZM135 195V196H134ZM142 195V196H141ZM145 195V196H143ZM230 195V196H228ZM120 198V199H117V197ZM147 196V197H146ZM150 196V198H149ZM228 196V198H227ZM239 196V197H238ZM78 197V198H77ZM113 197V198H112ZM122 197V198H121ZM141 197V198H140ZM201 197V198H199ZM231 199H230V198ZM235 197V198H234ZM143 198V199H142ZM203 198V199H202ZM237 198V199H236ZM262 198V199H261ZM138 199V200H137ZM144 200V203L142 202V200ZM146 199V200H145ZM226 201H225V200ZM234 201H233V200ZM242 199V201H241ZM122 200V201H121ZM132 200V201H131ZM150 200V201H149ZM153 200V201H152ZM201 200V201H200ZM229 200V201H228ZM240 200V201H239ZM119 201V202H118ZM141 201V202H140ZM167 203H168V208L166 209L167 211V216H169V214H171V217H174L175 213L178 212V205L180 204L179 202L175 201V200H166ZM177 202V203H173L172 202ZM203 201V202H202ZM206 201V202H205ZM218 201V202H216ZM232 202L231 203V207H230V203L229 202ZM122 202V203H121ZM127 202V203H126ZM147 202V203H146ZM150 202V203H148ZM219 202L221 204V202L223 203L221 206L219 205ZM226 202H228V204H225ZM250 202V203H249ZM252 202V203H251ZM255 204H254V203ZM261 202V203H260ZM137 203H140V204H137ZM200 203V204H199ZM205 203H206V206H205ZM216 203V205H215ZM242 203V205H241ZM248 203V204H247ZM263 203V204H262ZM126 207H125V205ZM129 204V206H128ZM133 204V205H132ZM144 206H142V205ZM152 204V205H151ZM172 206H171V205ZM177 204V205H176ZM210 204V205H208ZM212 204V206H211ZM214 204V205H213ZM218 204V205H217ZM225 204V205H224ZM239 205V207L237 205ZM257 209L256 208V205H258ZM139 205V206H138ZM146 205V206H145ZM150 205L152 207H150ZM226 205H228L226 207ZM244 205V206H243ZM255 205V206H254ZM261 205V206H260ZM123 206V208H121ZM138 206V207H137ZM149 206V208H148ZM175 206V207H174ZM203 206V207H201ZM214 206V207H213ZM222 208H220V207ZM234 206V207H233ZM106 207V208H105ZM126 209H125V208ZM136 207V209H135ZM146 209H144V208ZM155 207V208H154ZM159 207V208H158ZM169 207H170V211H169ZM172 207V208H171ZM208 207V208H206ZM216 207H217V210H216ZM226 209H225V208ZM233 207V208H232ZM246 207V208H245ZM254 207V208H252ZM134 208V210H132ZM175 208V209H174ZM177 208V209H176ZM196 208H199V210H202V213H200V211ZM201 208V209H200ZM232 208V209H230ZM237 208V209H236ZM240 208V209H239ZM256 208V210H255ZM125 209V210H124ZM139 209H142V210H139ZM151 209V210H150ZM156 209V210H154ZM173 209V210H172ZM225 209V210H224ZM236 209V210H234ZM122 210V211H121ZM137 210V211H136ZM148 210V211H147ZM175 212L173 213L172 211ZM196 210V211H195ZM211 210H214V211H211ZM223 210V211H221ZM228 210V211H227ZM242 212L240 214V211ZM114 211V212H113ZM128 213H127V212ZM147 211V213H146ZM150 211V212H149ZM153 211V212H152ZM226 211V213L224 212ZM238 211V212H236ZM256 211V213H255ZM260 211V212H259ZM153 214H152V213ZM212 212V214H211ZM214 212V213H213ZM217 212V213H216ZM221 212V214H220ZM223 212V213H222ZM228 212V213H227ZM232 212V213H230ZM236 214H235V213ZM258 212V213H257ZM262 212V213H261ZM134 213V214H133ZM137 213V214H136ZM150 213V214H149ZM192 213V214H191ZM210 213V214H209ZM234 213V214H233ZM249 215H248V214ZM254 213V214H252ZM141 214V215H140ZM143 214V215H142ZM189 214V216H188ZM191 214V215H190ZM202 214V215H201ZM217 214V215H216ZM219 214V215H218ZM224 214V215H223ZM226 214V215H225ZM234 215V216H230V215ZM241 215L240 217L237 216ZM229 215V217L227 216ZM254 215V216H253ZM139 218H138V217ZM154 217V221H153V217ZM211 216V217H210ZM221 216V217H220ZM148 217V218H147ZM152 217V218H150ZM202 217V218H201ZM215 220H214V218ZM219 217V219H218ZM228 217V218H227ZM234 217V219H233ZM243 217V218H242ZM244 217L246 218V221H244ZM129 218V219H128ZM212 218V219H211ZM232 218V219H231ZM239 218V219H238ZM242 218V219H241ZM250 218V220H249ZM141 219V221H140ZM147 219V220H146ZM208 219V220H207ZM237 219V220H236ZM248 219V220H247ZM131 221L130 223L128 221ZM136 220V221H135ZM138 220V221H137ZM145 222H144V221ZM150 220V221H149ZM210 220V221H209ZM214 220V221H213ZM240 220V221H239ZM148 221V222H147ZM236 221V222H235ZM239 221V222H238ZM250 221H253V222H249ZM127 222V223H126ZM140 222V223H139ZM236 223L233 224V223ZM242 222V223H241ZM244 222V223H243ZM256 222V223H255ZM131 224V225H130ZM136 224V225H134ZM139 224V226H138ZM241 224H245L247 230L246 231V234L248 236H245L244 232L241 233ZM249 224V225H248ZM255 224V225H254ZM260 224V225H259ZM130 225V226H129ZM144 225V226H143ZM240 225V228L237 229L236 226L239 227ZM128 228H127V227ZM133 226V227H132ZM148 226V228L146 227ZM150 226V227H149ZM152 226V227H151ZM167 226V228H166ZM184 234L182 235H186L191 232L190 231V228H188L186 226V223L184 224ZM209 226L208 229H209ZM255 227H258V228H254ZM140 227V228H139ZM165 227V228H164ZM175 227V228H174ZM187 227V228H186ZM206 227V228H207ZM251 227H253V229H251ZM135 228V229H134ZM147 228V229H146ZM151 228H156V230L154 229H151ZM158 228H160L161 230H157ZM167 229V230H166ZM169 229V230H168ZM237 229V230H235ZM131 230V231H130ZM147 230V231H146ZM150 230V231H149ZM154 230V231H153ZM166 230V231H165ZM189 230V231H188ZM234 230V231H233ZM252 230H255V234H254V231ZM258 230H261V231H258ZM127 231V233H126ZM133 231V232H132ZM137 231V232H136ZM149 231V232H148ZM252 233H250V232ZM257 231V232H256ZM125 232V233H124ZM151 232V233H150ZM155 232V233H153ZM249 232V233H248ZM109 233V234H108ZM241 233V234H240ZM262 233V234H261ZM105 234V235H104ZM125 234V235H124ZM133 234V235H132ZM135 234V235H134ZM152 234V235H151ZM244 234V236H242ZM252 234V235H251ZM123 235V236H122ZM150 235V236H149ZM218 235H220V232H218ZM235 235V236H234ZM239 235V236H238ZM249 235H251L249 237ZM104 236V237H103ZM142 236V237H141ZM149 238V239H143V238ZM148 236V237H147ZM238 237L237 239L235 237ZM242 236V237H241ZM257 236V237H255ZM125 238V239H122ZM134 237L136 239V241L134 240ZM188 236L185 237V239L187 240ZM246 237V238H245ZM254 237V238H252ZM114 238H116L114 240ZM242 238V239H241ZM249 238V239H247ZM252 238V239H251ZM151 239V240H150ZM235 239L237 241H235ZM251 239V240H250ZM254 239V240H253ZM256 239V240H255ZM259 239V241H258ZM107 240V241H106ZM110 242H109V241ZM113 240V241H111ZM118 240V242L120 241L121 243L118 244V242H116ZM229 240V241H228ZM250 241V245H249V248H246L245 250L249 252V254L244 250V249H241L239 247H237L236 249H230L229 247L232 245H236L239 241ZM124 241V243H123ZM130 241V242H129ZM257 241V242H256ZM262 241V242H261ZM142 242V243H141ZM145 242V243H144ZM228 242V243H227ZM231 242V243H230ZM234 242V243H233ZM237 242V243H236ZM106 243V244H105ZM255 243V244H254ZM256 243H258L256 245ZM260 243V244H259ZM127 244V245H126ZM133 244V245H132ZM134 244L136 246H134ZM106 245V246H105ZM114 246V247H108V246ZM116 245V246H115ZM123 245V246H122ZM148 245V246H147ZM253 245V246H252ZM143 246H146V248L141 247ZM225 246V247H224ZM228 246V247H227ZM256 246V248H255ZM88 247V248H87ZM117 247V248H115ZM119 247V248H118ZM134 247V248H133ZM255 248V251H254V248ZM87 248V249H85ZM114 248L115 251L114 252ZM131 248V249H130ZM227 250H224V249ZM258 248V249H257ZM111 249V251H110ZM109 250V251H108ZM224 250V251H223ZM229 250V251H228ZM241 252H240V251ZM252 250V251H251ZM124 251V252H123ZM130 251V252H129ZM194 251V250H193ZM216 251V252H215ZM112 252V253H111ZM119 252V253H118ZM144 252V253H143ZM218 252V253H217ZM224 252V253H223ZM227 255H226V253ZM246 252V253H245ZM251 252V253H250ZM106 253V254H105ZM143 253V254H142ZM146 253V254H145ZM230 253V254H229ZM242 253H243V256L245 254V257H244V260H241L240 258L243 259V256H242ZM118 254V255H117ZM127 255L128 257H126L125 255ZM145 254V255H144ZM158 254V256H157ZM223 254V255H221ZM238 254V255H237ZM248 254V256H247ZM139 255V258L137 260V256ZM148 255V256H147ZM156 255V256H155ZM234 256V255H237L236 257H229V256ZM241 255V256H240ZM254 255V259L253 257L251 258V256ZM123 256L124 259H123ZM130 256V257H129ZM133 256V257H132ZM228 258H226V257ZM247 256V258H246ZM151 257V258H150ZM156 257V258H155ZM162 257V256H161ZM114 260H113V259ZM128 258H133L132 260L129 259L130 261L127 262V259ZM250 258V259H248ZM122 259V260H121ZM142 259V260H141ZM228 261H226V260ZM233 261H231V260ZM248 259V260H247ZM261 259V260H260ZM145 260V261H144ZM149 260V261H148ZM238 260H241L238 261ZM111 261V262H109ZM116 261V262H115ZM118 261V262H117ZM148 261V262H147ZM152 261L154 263H152ZM169 263H168V262ZM178 261V262H177ZM243 261V262H242ZM157 262V263H156ZM167 262V263H166ZM177 262V263H176ZM237 262V263H236ZM226 264V263H225Z\"/></svg>",
    "mask_w": 264,
    "mask_h": 264
},
{
    "label": "bare ground",
    "instance_id": "2",
    "mask_svg": "<svg viewBox=\"0 0 264 264\" xmlns=\"http://www.w3.org/2000/svg\"><path fill=\"white\" fill-rule=\"evenodd\" d=\"M66 1V0H65ZM68 1V0H67ZM66 1V2H67ZM89 1V0H88ZM92 1H94V0H92ZM101 2H102V4L99 2V0H96V2H94L95 4L96 3H99V4H101L102 6H101V11H102V9H104L103 10V13L108 17V16H110L112 13H113V10H112V8L113 7H109L108 6V4H109V2H108V0H100ZM121 1V0H120ZM119 1V2H120ZM132 1V0H131ZM140 1V0H139ZM166 1V0H165ZM175 1V0H174ZM186 1V0H185ZM189 1V0H188ZM191 1V0H190ZM198 1V0H197ZM208 1V0H207ZM210 1V0H209ZM214 1H216V0H214ZM235 1V0H234ZM141 2H143V0H141ZM141 2H138L137 1V3H136V5H138V3H141ZM145 2H146V6H148V8H146V10L148 9L149 10V8H150V10L152 11V10H155L158 6H160V4H159V2L157 1V0H145ZM163 2H164V0H163ZM187 2V1H186ZM205 2H206V0H205ZM210 2H213V1H210ZM209 2V3H210ZM231 2H233V0H219L218 1V6L217 7H219L220 8V6H222L223 8L225 7V6H228V4H230ZM235 2H239V1H235ZM93 3V2H92ZM166 3H167V1H166ZM188 3V2H187ZM187 3H185L186 5H187ZM201 3V2H200ZM204 3V2H203ZM255 3V2H254ZM263 3V2H262ZM63 4H65V2L63 3ZM76 4H77V2H76ZM81 4V3H80ZM118 4V3H117ZM143 4H145V3H141V5H143ZM190 4V3H189ZM213 4H215V3H212V5ZM240 4V3H239ZM238 4V5H239ZM248 4V3H247ZM79 5V4H78ZM110 5V4H109ZM115 5V4H114ZM183 5V4H182ZM181 5V6H182ZM231 5V4H230ZM229 5V6H230ZM264 5V4H263ZM63 6V5H62ZM69 6V5H68ZM85 7H87L86 5H84ZM83 6V7H84ZM96 6V5H95ZM99 6V5H98ZM107 6H108V8H107ZM111 6H112V3H111ZM161 6H162V4H161ZM185 6V5H184ZM189 6H191V5H189ZM215 6V5H214ZM251 6V5H250ZM249 6V7H250ZM261 6V5H260ZM64 7V6H63ZM83 7L81 8V9H83ZM118 7V6H117ZM117 7H115V8H117ZM183 7V6H182ZM210 7V6H209ZM233 8H234V6H232ZM237 7V6H236ZM255 7V6H254ZM71 8V7H70ZM76 8V7H75ZM99 8V7H98ZM120 8V7H119ZM144 8V7H143ZM142 8V9H143ZM167 8H168V11H169V9H170V11L171 10H176V8H177V5L175 4V3H173V2H168L167 3ZM166 8V9H167ZM180 9H181V7H179ZM183 8H186V6L185 7H183ZM182 8V10L183 11H185V9H183ZM190 8V7H189ZM216 7H214V9H215ZM223 8H222V10H223ZM240 8V7H239ZM242 9H244L243 7H241ZM80 9V8H79ZM78 9V11H80ZM92 9V8H91ZM95 9V8H94ZM94 9H92V10H88V12H89V14H90V16H93L94 14H93V10ZM166 9H165V11H166ZM221 9V8H220ZM225 9V8H224ZM248 9V8H247ZM258 9V8H257ZM66 10V9H65ZM68 10V9H67ZM87 10V9H86ZM116 10V9H115ZM120 10H122V9H120ZM128 10V9H127ZM138 10H141V8L140 9H138ZM145 10V11H146ZM150 10L148 11L149 13H150ZM181 10V12H183ZM187 10V9H186ZM191 10V9H190ZM236 10V9H235ZM64 11V10H63ZM82 11V10H81ZM84 11V10H83ZM82 11V12H83ZM92 11V13H90ZM96 11V10H95ZM94 11V12H95ZM117 11V10H116ZM125 10H123V12H124ZM158 11V10H157ZM159 11H161V10H159ZM169 11V12H170ZM173 11L172 12H170V13H173ZM221 11V10H220ZM238 10H236V12H237ZM242 11V10H241ZM240 11V12H241ZM252 11V10H251ZM65 12V11H64ZM73 12V11H72ZM71 12V13H72ZM97 12V11H96ZM96 12H95V15H96ZM118 12H120V11H118ZM141 11H139V13H140ZM147 12V13H148ZM152 12H154V11H152ZM151 12V13H152ZM162 12V11H161ZM160 12V13H161ZM177 12H179L178 11V9L176 10V14H177ZM180 12V13H181ZM243 12V11H242ZM66 13V12H65ZM76 13V12H75ZM81 13V12H80ZM98 13V12H97ZM100 13V12H99ZM121 13V12H120ZM128 13H129V10H128ZM157 13V12H156ZM187 13V12H186ZM189 14L191 13V12H188ZM245 13H246V11H245ZM67 14V13H66ZM69 14V13H68ZM67 14V15H68ZM73 14V13H72ZM78 14H79V12H78ZM82 14V13H81ZM88 14V13H87ZM92 14V15H91ZM101 14H102V12H101ZM101 14H98V15H101ZM115 14V13H114ZM119 14V13H118ZM122 14V13H121ZM121 14H120V16L119 15H117V16H119V17H121ZM125 14V13H124ZM124 14H123V16H124ZM154 13H152L151 15H152V17H154V15H153ZM185 14V13H184ZM183 14V15H184ZM191 14H193V13H191ZM67 15H65V17L67 16ZM77 15V14H76ZM86 14L84 13V14H82L81 16H78V18H80L81 17V21H82V26L85 24L86 26H83L84 27V29H86L85 27H88L90 24H93L94 23V21H93V19H91V18H87L86 16H85ZM95 15L93 16V17H95ZM103 15V14H102ZM150 15V16H151ZM173 15V14H172ZM175 15V14H174ZM181 15H182V13H181ZM186 15V14H185ZM203 15V14H202ZM245 15V14H244ZM259 15H260V13H259ZM63 16V15H62ZM105 16V17H106ZM112 16H113V14H112ZM111 16V17H112ZM115 16V15H114ZM122 16V18L124 19V20H122V22H124V26L123 27H125V28H123L124 30L122 31L123 32V34H124V37H126V36H128L129 37V35L132 33V30H133V28H132V25L136 22V21H138L141 17H143V16H141V14H133V13H131V14H128V15H126L125 16V18ZM163 16V15H162ZM168 16V15H167ZM166 16V17H167ZM171 16V15H170ZM180 16V15H179ZM197 16V15H196ZM195 16V17H196ZM201 16V15H200ZM207 15H203L202 16V19L203 18H205ZM263 17H264V15H262ZM64 17V16H63ZM63 18V19H66V18ZM92 17V18H93ZM104 17V16H103ZM110 17V18H111ZM169 17V16H168ZM178 17V16H177ZM184 17V19L186 20V18L188 19V17H187V15L186 16H183ZM186 17V18H185ZM191 17V16H190ZM189 17V18H190ZM193 17V16H192ZM234 17V16H233ZM260 17H261V15H260ZM259 17V18H260ZM121 18V19H122ZM146 18V17H145ZM145 18H143V19H145ZM163 18V17H162ZM181 18V17H180ZM258 18V19H259ZM74 19V18H73ZM73 19H71V21H69L68 23H67V21L65 20V22H66V24H61L62 25V31L64 32V33H70V34H78L79 32H81V30H82V26L80 25L81 24V22H80V24L77 22V21H75V20H73ZM88 19H91V21L90 20H88ZM105 19V18H104ZM115 19V18H114ZM158 19L160 20V18L158 17ZM183 19V20H184ZM253 19V18H252ZM251 19V20H252ZM99 20V19H98ZM106 20V19H105ZM113 20V19H112ZM151 20V19H150ZM174 20H176L175 18H174ZM181 20V19H180ZM189 20V19H188ZM187 20V21H188ZM204 20V19H203ZM260 20V19H259ZM80 21V20H79ZM144 21V20H143ZM142 21V22H143ZM145 21H147L146 19H145ZM149 21V20H148ZM152 21H154V19H152ZM176 21H179V20H176ZM195 21V20H194ZM200 21V20H199ZM207 21V19L205 20V22ZM211 21V20H210ZM248 21V20H247ZM255 21H256V19H255ZM93 22V23H92ZM156 22V21H155ZM154 22V23H155ZM158 22V21H157ZM171 22V21H170ZM174 23H175V21H173ZM203 22V21H202ZM245 22H246V20H245ZM253 22V21H252ZM251 22V23H252ZM258 22V21H257ZM261 22V21H260ZM149 24L150 23H152L151 21L150 22H148ZM148 23H146L147 25H148ZM159 23V22H158ZM167 23H169V22H167ZM179 23L181 24V22L179 21ZM246 23H249V22H246ZM262 23V22H261ZM260 23V24H261ZM263 23H264V19H263ZM87 24H89L88 26H87ZM102 24V23H101ZM106 24V23H105ZM104 24V25H105ZM110 24H111V22H110ZM122 24V23H121ZM137 24V22L135 23V25ZM142 24V23H141ZM144 24H145V22H144ZM165 24V23H164ZM189 24V23H188ZM187 24V25H188ZM211 24V23H210ZM213 24V23H212ZM239 24H241V23H239ZM253 24V23H252ZM61 25H59V26H61ZM95 25V24H94ZM97 25V24H96ZM95 25V26H96ZM138 25H140V24H138ZM147 25H145V27L147 26ZM151 25V24H150ZM150 25H148L147 27L149 28V26ZM154 25V24H153ZM160 25H161V23H160ZM159 25V26H160ZM169 25V24H168ZM170 25H173V24H170ZM177 25V24H176ZM183 25V24H182ZM191 25H194V24H191ZM196 25V24H195ZM236 25V24H235ZM255 25V24H254ZM91 26V25H90ZM93 26V25H92ZM91 26V27H92ZM94 26V27H95ZM108 26V25H107ZM118 26H119V24H118ZM144 26V25H143ZM167 26V25H166ZM174 26V25H173ZM190 26V25H189ZM198 26V25H197ZM217 25H213V29H214V27H216ZM233 26V25H232ZM239 25H237V27H238ZM243 26V25H242ZM246 26V25H245ZM244 26V27H245ZM250 26H251V24H250ZM109 27H110V25H109ZM137 27V26H136ZM145 27H143V28H145ZM162 27H163V25H162ZM161 27V28H162ZM176 27V26H175ZM179 27V26H178ZM186 27V26H185ZM191 27V26H190ZM199 27L200 26H198L197 28L199 29ZM217 27H219V26H217ZM240 27V26H239ZM238 27V28H239ZM252 27V26H251ZM254 27V26H253ZM60 28V27H59ZM119 28V27H118ZM117 28V29H118ZM122 28V27H121ZM120 28V29H121ZM142 28V27H141ZM150 28H151V26H150ZM157 28H159V27H157ZM159 29L158 31L160 32V30L161 31H165L164 29L162 30V29ZM169 28V27H168ZM173 28V27H172ZM177 28V27H176ZM180 28V27H179ZM178 28V29H179ZM246 28V27H245ZM139 29H140V27H139ZM169 29H171V28H169ZM169 29H168V31H167V33H168V35H170V32L171 31H169ZM174 29V28H173ZM173 29H171L172 31H173ZM181 29V28H180ZM183 29V28H182ZM190 29H192V27L190 28ZM197 29V30H198ZM207 29V28H206ZM210 29V28H209ZM213 29H212V31H213ZM217 29V28H216ZM219 29H221V28H219ZM218 29V30H219ZM249 29V28H248ZM252 29V28H251ZM93 31L95 30V28H93L92 29ZM99 30H101V29H99ZM99 30L97 29V31H98V33H99ZM137 30H138V28H137ZM137 30H135L134 32H133V34H135V33H137L136 31ZM148 30V29H147ZM147 30H146V28L143 30V31H145V32H147ZM150 30V29H149ZM196 30V29H195ZM202 30H204V29H202ZM217 30V31H218ZM227 30H230V29H227ZM227 30H225V34L228 32ZM233 30V29H232ZM239 29H237V31H238ZM254 30V29H253ZM60 31H61V28H60ZM97 31H95V32H97ZM119 31V30H118ZM117 30H116V33L118 32ZM151 31H153V30H151ZM157 30H156V32H155V30H154V32L155 33H159ZM176 31V30H175ZM175 31H173L174 33H176ZM183 31V30H182ZM186 31V30H185ZM205 31V30H204ZM211 31V32H212ZM220 31V30H219ZM236 30L234 29V32H235ZM236 31V32H237ZM241 30H239V32H240ZM246 31H247V29H246ZM250 31V30H249ZM88 32H91V31H88ZM121 32V33H122ZM178 32H179V36H182V35H180V30H178ZM187 32H189V31H187ZM195 31H193V33H194ZM221 34L220 35H223L224 34V31L222 32V29H221ZM241 32H245V31H241ZM98 33H97V36H95V33L94 34H92V37H93V35H94V37H98ZM101 33V32H100ZM148 33V32H147ZM163 32H160V34H162ZM174 33H172V34H174ZM185 33V32H184ZM191 33V32H190ZM192 33V34H193ZM196 33H198V32H196ZM214 33H215V30H214ZM213 33V34H214ZM223 33V34H222ZM83 34V33H82ZM137 34H140V33H137ZM137 34H135V35H137ZM142 34H145V33H142ZM149 34H151L150 32H149ZM148 34V35H149ZM165 34H166V32H165ZM183 34V33H182ZM189 34V33H188ZM211 34V33H210ZM228 34H230V32L228 33ZM227 34V35H228ZM236 34V33H235ZM234 34V35H235ZM238 34V33H237ZM251 34V33H250ZM38 35V34H37ZM79 35L81 36V33H79ZM84 35V34H83ZM83 35H82V37H83ZM100 35V34H99ZM115 35V34H114ZM117 35H118V33H117ZM146 35V34H145ZM156 35V34H155ZM162 35H164V34H162ZM177 35V34H176ZM185 35H187V33L186 34H184V36ZM197 35H199V34H197ZM217 35V34H216ZM216 35L214 36V35H207V33L205 34V32H202V37H201V39H200V41H201V43H202V45H203V47H204V49H205V52H206V54L209 56V58L210 59H212L211 61H214L213 59V57L215 56V54H216V52L217 51H219L221 48L222 49H226V48H228V49H230V47L232 46L231 45V42L232 41H236V42H232V43H237V42H240V40L239 41H237L238 39H236L235 40V37L233 38V34L232 35H230L234 40H230L229 39V37L228 36H222V38H218V37H216ZM219 35V36H220ZM252 35V34H251ZM250 35V36H251ZM89 36V35H88ZM87 36V37H88ZM101 36V35H100ZM100 36H99V38H100ZM106 36V35H105ZM122 36V35H121ZM132 35H130V37H131ZM157 36V35H156ZM171 36H173V35H171ZM174 36H175V34H174ZM183 36V37H184ZM218 36V35H217ZM244 36H246V35H244L243 34V37ZM82 37H81V40H82ZM91 37V36H90ZM108 37V36H107ZM127 37V38H128ZM144 37V36H143ZM149 37H151L150 39H153L154 40V35H149ZM153 37V38H152ZM158 37V36H157ZM169 37V36H168ZM237 37H238V35H237ZM236 37V38H237ZM239 37H241V35L239 36ZM40 38V37H39ZM74 39L73 40H75V37H73ZM89 38V37H88ZM102 38H103V36H102ZM126 38V39H127ZM132 38H133V36H132ZM136 38V37H135ZM162 38L163 37H161L160 39H159V43L161 42V40H162ZM166 38V35L164 36V39ZM170 38V37H169ZM172 38H174V37H172ZM180 38H182V37H180ZM187 38V37H186ZM193 38V37H192ZM195 38V37H194ZM252 38V37H251ZM255 38V37H254ZM38 39V38H37ZM95 39V38H94ZM104 39V38H103ZM102 39V40H103ZM106 39H108V38H106ZM129 40H131L132 41V39H130V38H128ZM142 39V38H141ZM140 39V40H141ZM183 39V38H182ZM198 39V38H197ZM253 39V38H252ZM67 41H70V38H69V40H68V38L66 39ZM65 40V41H66ZM72 40V39H71ZM72 40V41H73ZM84 40H85V38H84ZM87 40V39H86ZM90 40V39H89ZM96 40H99L98 38L96 39ZM95 40V41H96ZM145 40H146V36H145ZM145 40H143V41H145ZM148 40V39H147ZM152 40V41H153ZM171 40V39H170ZM174 40H175V38H174ZM185 40V39H184ZM183 40V41H184ZM192 40V39H191ZM195 40V39H194ZM244 40H246V39H244ZM63 41V40H62ZM83 41V40H82ZM100 42H101V40H99ZM105 41V40H104ZM104 41H102L103 43H104ZM111 41V40H110ZM120 41V40H119ZM135 41H138V39H136ZM134 41V42H135ZM142 41V40H141ZM155 41H157L158 42V40H155ZM163 41H165V40H163ZM248 41H249V38H248ZM251 41V40H250ZM64 42V41H63ZM101 42V43H102ZM134 42H132V43H134ZM147 42L149 43V41H146V44H147ZM151 42V41H150ZM171 42H173V41H171ZM176 42V41H175ZM180 42V41H179ZM178 42V44L180 45V43ZM188 42L189 41H187V44H188ZM199 42V41H198ZM65 43V42H64ZM69 43V42H68ZM71 43V42H70ZM73 43H74V41H73ZM81 43H83V42H81ZM88 43V42H87ZM114 43V42H113ZM116 43V42H115ZM114 43V44H115ZM118 43V42H117ZM116 43V44H117ZM124 41L122 42V45H124ZM131 43V44H132ZM138 43V42H137ZM142 43V42H141ZM143 43H145V42H143ZM163 43V42H162ZM170 43V42H169ZM168 43V45H167V47L170 45V47H168L169 49L170 48H172V46H176V45H172L171 46V44H169ZM181 43H183V42H181ZM190 43V42H189ZM192 43V42H191ZM245 43V42H244ZM85 44V43H84ZM108 44V43H107ZM109 44H110V42H109ZM114 44H112V45H114ZM121 44V43H120ZM130 46H132L130 43H128ZM150 44V46H151V44H153L152 42L151 43H149ZM156 44V43H155ZM163 44H165V43H163ZM67 45V44H66ZM95 45H98V44H95ZM99 45H101V44H99ZM105 45V44H104ZM103 45V46H104ZM111 45V44H110ZM110 45H105L106 47H109ZM112 45L110 46V47H112ZM122 45H120V46H122ZM134 45V44H133ZM135 45H138V44H135ZM160 45V44H159ZM158 44H157V46H159ZM186 45V44H185ZM235 45V44H234ZM233 45V46H234ZM237 45H238V43H237ZM246 45H248L247 43H246ZM250 45V44H249ZM63 46V45H62ZM65 46V45H64ZM64 46H63V48H64ZM75 46V45H74ZM80 46H82L81 44H80ZM85 45H83V47H84ZM116 47H114V48H117V45H115ZM119 46V45H118ZM138 46H140V43H139V45ZM137 46V47H138ZM147 46V45H146ZM154 46V45H153ZM152 46V47H153ZM162 46V45H161ZM188 46V45H187ZM187 46H183V48L184 47H187ZM194 46V45H193ZM199 46V45H198ZM240 46V45H239ZM252 46V45H251ZM261 46V45H260ZM263 46V45H262ZM21 47V46H20ZM65 47H67V46H65ZM76 47V46H75ZM93 46H91V48H92ZM100 47V46H99ZM102 47V46H101ZM136 47V48H137ZM148 47V46H147ZM146 47V48H147ZM155 47V46H154ZM166 47V46H165ZM164 47V48H165ZM188 47H190V46H188ZM195 47V46H194ZM223 47H226V48H223ZM248 47V46H247ZM246 47V48H247ZM250 47V46H249ZM77 48V47H76ZM75 48V50L77 51V49ZM98 48V47H97ZM103 48V47H102ZM118 48H120V47H118ZM122 48V47H121ZM120 48V49H121ZM127 47H125V49H126ZM129 48V47H128ZM127 48V49H128ZM131 48V47H130ZM136 48H133L134 50H137ZM143 48L146 50V48L143 46ZM164 48H163V50H164ZM235 48H238V46L236 47V45H235ZM252 48H255V46L254 47H252ZM261 48V47H260ZM23 49V48H22ZM66 49V48H65ZM72 49H73V46H72ZM83 49V48H82ZM95 49H96V47H95ZM105 48H103L102 50H104ZM112 49V48H111ZM120 49H118V50H120ZM126 49V51H128ZM132 49V50H133ZM158 49H161V47L160 48H158ZM173 49H175V48H173ZM185 49V48H184ZM221 49V50H222ZM231 49H234L233 47L231 48ZM230 49V50H231ZM239 49V48H238ZM255 49H258V47L257 48H255ZM262 50L264 49V48H261ZM260 49V50H261ZM63 50V49H62ZM66 50H68V49H66ZM71 50V49H70ZM81 50V49H80ZM86 49H85V47H84V51H85ZM90 50V49H89ZM94 50V49H93ZM92 50V51H93ZM100 50V49H99ZM117 50V49H116ZM115 50V51H116ZM144 50V51H145ZM152 50V49H151ZM186 50V49H185ZM199 50H200V48H199ZM220 50V51H221ZM229 50V51H230ZM235 50V49H234ZM240 50V49H239ZM246 50V49H245ZM22 51V50H21ZM95 51V50H94ZM93 51V52H94ZM112 50H110V52H111ZM114 51V50H113ZM114 51V52H115ZM121 51V54L122 55H124L125 53H122L124 50H123V48H122V50H120ZM125 51V52H126ZM138 51V50H137ZM142 51V50H141ZM156 51H157V49H156ZM156 51H154L153 52V54H150L151 56L152 55H154L155 53L157 54V52ZM168 51V50H167ZM167 51H165V52H167ZM170 51V50H169ZM223 51V50H222ZM227 51V50H226ZM229 51H227V52H229ZM242 51V50H241ZM252 51H253V49H252ZM255 51H257V50H255ZM264 51V50H263ZM63 52V51H62ZM68 52V51H67ZM70 52V51H69ZM68 52V53H69ZM78 52V51H77ZM96 52V51H95ZM103 52H105V50L103 51ZM109 52V51H108ZM119 52V51H118ZM134 52H136V51H134ZM139 52V51H138ZM138 52H136L137 54H139ZM146 53H147V51H145ZM149 52V51H148ZM163 51H161V53H162ZM175 52H176V50H175ZM191 52V51H190ZM193 53H194V51H192ZM197 52V51H196ZM226 52V53H227ZM231 52H233V53H235L234 51H231ZM248 52V51H247ZM74 53V52H73ZM92 53V52H91ZM107 53V52H106ZM128 53H130V51L128 52ZM131 53H132V51H131ZM141 53V52H140ZM142 53H144V52H142ZM145 53V54H146ZM158 53H160V52H158ZM200 53V52H199ZM223 53V52H222ZM242 53H245V52H242ZM249 53V52H248ZM254 54L256 53V52H253ZM259 53V52H258ZM261 53V52H260ZM259 53V54H260ZM71 54V53H70ZM78 54H79V52H78ZM87 54H88V52H87ZM96 54H98L99 55V59H100V56L102 57V58H106L107 56H109V55H107V56H103L104 55V53H102L103 55H101V54H99V53H96ZM111 54V53H110ZM114 54H116V53H114ZM113 54V55H114ZM119 54H120V52H119ZM120 54V55H121ZM134 54V53H133ZM145 54H143L144 56H145ZM155 54V55H156ZM176 54V53H175ZM178 54V53H177ZM180 54V53H179ZM201 54H203V53H201ZM228 54V53H227ZM258 54V55H259ZM264 54V53H263ZM63 55V54H62ZM80 55V54H79ZM83 55V54H82ZM81 55V56H82ZM106 55V54H105ZM126 55H127V53H126ZM141 55V54H140ZM143 55H141V57L143 56ZM147 56H148V54H146ZM149 55V57L151 58V59H149V61H147L146 59V61L148 62L147 63V65L150 63V60L151 61H153L154 59L156 60V57L155 58H153L154 56H150ZM174 55V54H173ZM182 55V54H181ZM183 55H185V54H183ZM220 55H221V53H220ZM219 55V56H220ZM224 55V57H226L225 56V54H223ZM222 55V56H223ZM232 55V54H231ZM236 54H234L233 56H235ZM237 55H239L238 53H237ZM236 55V56H237ZM247 56V54H244L243 56ZM249 55V54H248ZM257 55V54H256ZM80 56V57H81ZM92 56V55H91ZM94 56H96V55H94ZM132 56H134V55H132ZM157 56V55H156ZM160 56V55H159ZM176 56V55H175ZM178 56V55H177ZM180 56V55H179ZM206 56V55H205ZM218 56V55H217ZM233 56H232V58H233ZM235 56V57H236ZM245 56V57H246ZM252 56H253V54H252ZM70 57H71V55H70ZM69 57V58H70ZM79 57V58H80ZM87 57V56H86ZM116 57H118V56H116ZM128 56H126V58H127ZM135 57H136V55H135ZM146 57V56H145ZM221 57V56H220ZM219 57V58H220ZM230 57V56H229ZM229 57H228V59H229ZM234 57V58H235ZM239 57V56H238ZM248 57H250V56H248ZM256 57V56H255ZM254 57V58H255ZM84 58V57H83ZM90 58V57H89ZM93 58V57H92ZM104 58V59H105ZM108 58V57H107ZM110 58V57H109ZM108 58V59H109ZM123 58H124V56H123ZM128 58H130V55H129V57ZM137 58H138V56H137ZM137 58H136V61H137ZM147 58V57H146ZM158 58V57H157ZM163 57H161V59H162ZM164 58H166V56L164 57ZM168 58V57H167ZM204 58V57H203ZM227 58V57H226ZM226 58H224L223 59V61H226L227 59ZM231 58V59H232ZM244 58V57H243ZM260 58V57H259ZM262 58L263 57H261V60H262ZM68 59V58H67ZM71 59V58H70ZM73 59V58H72ZM81 59H82V57H81ZM85 59V58H84ZM83 59V60H84ZM103 59V60H104ZM112 59V58H111ZM118 59H120V58H118ZM125 59V58H124ZM130 59H132V58H130ZM140 59H143V57L142 58H140ZM148 59V58H147ZM179 59H180V57H179ZM184 59V58H183ZM216 59V58H215ZM221 59H222V57H221ZM237 59V58H236ZM236 59H233V62H234V60H236ZM239 60H240V57L238 58ZM252 59V58H251ZM256 59V58H255ZM264 59V58H263ZM63 60H64V58H63ZM90 60V59H89ZM93 60H95V59H93ZM102 60V61H103ZM144 60V61H145ZM157 60H159V58L157 59ZM156 60V61H157ZM167 60V59H166ZM177 60V59H176ZM186 60V59H185ZM238 60V61H239ZM244 60H245V58H244ZM73 61H75L74 59H73ZM78 61V60H77ZM96 61V60H95ZM94 61V62H95ZM98 61V60H97ZM96 61V62H97ZM106 61V60H105ZM109 61V60H108ZM115 61V60H114ZM128 61V60H127ZM134 63L136 62V61H134V60H132ZM146 61H145V63H146ZM151 62V65L153 66V64L154 63H157V62ZM162 61V63H164L163 62V60H161ZM161 61H159L160 62V65H161ZM241 61H243V60H241ZM250 61H253V59L252 60H250ZM250 61H248V62H250ZM259 61V60H258ZM69 62V61H68ZM129 62H131V60L129 61ZM166 62V61H165ZM170 62H171V60H170ZM170 62H168V63H170ZM174 62V61H173ZM181 62V61H180ZM182 62H184V61H182ZM181 62V63H182ZM208 62V61H207ZM215 62H218V60L217 61H215ZM220 63H221V60L219 61ZM227 62V61H226ZM245 62H246V60H245ZM71 63V62H70ZM69 63V64H70ZM78 63H80V62H78ZM89 63H91V61L89 62ZM88 62H87V64H89ZM122 63V62H121ZM126 63V62H125ZM137 63H138V61H137ZM141 63V62H140ZM144 62H143V64H145ZM153 63V64H152ZM167 63V62H166ZM167 63V64H168ZM172 63V62H171ZM185 63V62H184ZM219 63V64H220ZM229 62H227L226 64H228ZM237 63V62H236ZM233 64V65H236L237 66V64ZM247 63V62H246ZM253 63H255V62H253ZM262 66H264V60H262ZM20 64V63H19ZM29 64V63H28ZM68 64V63H67ZM66 64V65H67ZM69 64H68V66H69ZM72 64V63H71ZM99 64V63H98ZM103 64H104V61H103ZM108 64H110L111 66H113L114 64H111L110 62H108ZM119 64V63H118ZM123 64V63H122ZM127 64V63H126ZM125 64V65H126ZM136 64V63H135ZM143 64H140V65H142L143 66ZM166 64V65H167ZM173 64V63H172ZM198 64V63H197ZM250 64V63H249ZM75 65V64H74ZM77 65V64H76ZM90 65V64H89ZM95 65V64H94ZM93 65V66H94ZM102 65V64H101ZM105 65L107 66V61H106V63H105ZM133 65V64H132ZM136 65H138V64H136ZM146 65V64H145ZM146 65V66H147ZM150 65V64H149ZM164 64H162L161 66H163ZM169 65V64H168ZM175 65V64H174ZM216 65V64H215ZM223 65H224V63H223ZM222 65V67H224ZM250 65H253V64H250ZM19 66V65H18ZM34 66V65H33ZM65 66V65H64ZM85 66H86V64H85ZM85 66H83V67H85ZM92 66V67H93ZM96 66V65H95ZM94 66V67H95ZM100 66V65H99ZM115 66V65H114ZM117 66V65H116ZM139 66V65H138ZM145 66V67H146ZM151 66V67H152ZM172 66V65H171ZM187 66V65H186ZM202 66V65H201ZM213 66V65H212ZM219 65L217 64V67H218ZM230 66V65H229ZM244 66V65H243ZM258 66V65H257ZM260 66V65H259ZM32 67V66H31ZM36 67V66H35ZM62 67H63V65H62ZM65 67H67V66H65ZM75 67V66H74ZM82 67V66H81ZM76 68V70L75 71H73L74 73H76V75L77 74H81L83 71H85V70H83L82 68ZM86 67H88V65L86 66ZM134 67H136V66H134ZM144 67V66H143ZM170 67V66H169ZM181 67H184V66H181ZM221 67V66H220ZM226 67H227V65H226ZM231 67H233V66H231ZM238 67H240V65L238 66ZM249 67H251V66H249ZM45 68V67H44ZM43 68V69H44ZM64 68V67H63ZM101 67H99V69H100ZM104 66H103V71H104ZM108 68V67H107ZM112 68V67H111ZM111 68H109V69H111ZM114 68L115 67H113L112 69L114 70ZM118 68V67H117ZM156 68V67H155ZM161 68H163V67H160V69ZM175 68V67H174ZM201 68V67H200ZM210 68V67H209ZM212 68H214V67H212ZM234 68H236V67H234ZM234 68H233V70H234ZM245 68V67H244ZM248 68V67H247ZM247 68H245V69H247ZM255 68V67H254ZM257 68V67H256ZM264 68V67H263ZM20 69V68H19ZM31 69V68H30ZM33 69H34V67H33ZM41 68H39V70H40ZM43 69H42V71H43ZM71 69V68H70ZM85 69V68H84ZM87 69V68H86ZM90 69V68H89ZM89 69H87V72H88V70ZM119 69H120V67H119ZM124 69V68H123ZM138 69V68H137ZM146 69H147V67H146ZM152 69H153V67H152ZM159 68L157 67V69L156 70H158ZM159 69V70H160ZM185 69V68H184ZM225 69V68H224ZM237 69V71H238V68H236ZM32 70V69H31ZM35 70V69H34ZM38 70V71H39ZM69 70V69H68ZM96 70H97V67H96ZM108 70V69H107ZM112 70V71H113ZM155 70V69H154ZM153 70V71H154ZM162 70V69H161ZM166 70V69H165ZM214 70H215V68H214ZM244 70V69H243ZM250 70V69H249ZM259 70H260V67H259ZM258 70V71H259ZM38 71H35V73L36 72H38ZM41 70H40V72H41V74L40 75H42V72ZM65 71H67V70H65ZM91 70H89V72H90ZM98 71V70H97ZM111 71V72H112ZM121 71V70H120ZM124 71V70H123ZM163 71V70H162ZM166 71H168L167 73H169V70H166ZM211 71H213V70H211ZM215 71H217V70H215ZM214 71V72H215ZM224 72H225V70H223ZM236 71V70H235ZM64 72V71H63ZM69 72V71H68ZM86 72V71H85ZM85 73V74H88V73ZM110 72V71H109ZM108 72V73H109ZM110 72V73H111ZM118 72V71H117ZM142 72V71H141ZM165 72V71H164ZM213 72V73H214ZM227 72H228V70H227ZM241 72V71H240ZM246 72V71H245ZM253 72V71H252ZM257 72V71H256ZM260 72V71H259ZM264 71H263V69H262V73H263ZM21 73V72H20ZM19 73V74H20ZM39 73V72H38ZM45 73V72H44ZM43 73V74H44ZM65 73V72H64ZM92 73V72H91ZM102 73V72H101ZM109 73V74H110ZM175 73V72H174ZM216 73V72H215ZM220 73V72H219ZM223 73V72H222ZM221 73V74H222ZM228 73H230V72H228ZM239 73V72H238ZM242 73V72H241ZM6 74V73H5ZM5 74H4V70H2V69H0V102H2V103H4V106H0V119H2V121L4 120L5 121V126H7V128H11L12 130V132L11 133H14L15 134V132H16V134L18 133H21V134H26V135H28L29 136V138H30V141H34V142H38L39 143V146H40V144H42L41 146H43L44 147V150H47V153H49V152H51L52 153V155L55 153L54 152V149L53 150H51V147H50V145L46 142V139H47V136H48V132H46V129H45V127H44V124L45 123H43V121H42V117H32L31 119L30 118H27V120H28V123H26V122H23V123H26V124H24L25 126H23V128H19L20 127V125H19V123L22 121V120H26L25 118H26V116H27V114H21L23 117H19V113H17V112H19L18 110H20V109H18L19 107H16L15 105L13 106L12 105V97H11V94H12V90L10 91L9 90V88H8V84L9 83H7V78H6V76H5ZM33 74V73H32ZM66 74V73H65ZM120 74V73H119ZM138 74V73H137ZM139 74H140V72H139ZM193 74V73H192ZM204 74V73H203ZM206 74V73H205ZM224 74V73H223ZM236 74V73H235ZM254 74V73H253ZM8 75V74H7ZM34 75V74H33ZM39 75V76H40ZM45 75H47V73L45 74ZM68 75V74H67ZM106 75V74H105ZM149 75V74H148ZM170 75V74H169ZM181 75V74H180ZM209 74H207V76H208ZM225 75H226V73L224 74V76H222V77H224L225 78ZM238 75V74H237ZM100 76H102V74L100 75ZM107 76H109L108 74H107ZM115 76V75H114ZM133 76V75H132ZM142 76V75H141ZM159 76H160V74H159ZM166 76V75H165ZM182 76H183V74H182ZM207 76H205V77H207ZM211 76V75H210ZM215 76H217V74L215 75ZM229 76H230V74H229ZM240 76H243V75H240ZM239 76V77H240ZM33 77H35V76H33ZM47 77V76H46ZM77 77V76H76ZM89 77V76H88ZM94 77H98V76H94ZM105 76H103V78H104ZM110 77V76H109ZM119 77V76H118ZM117 75H116V77H115V79H116V82L118 81L117 80ZM136 77H137V79H138V77H140V75H136ZM146 77V76H145ZM154 77V76H153ZM171 77H174V76H171ZM220 77V76H219ZM231 77V76H230ZM252 77V76H251ZM250 77V78H251ZM259 77V76H258ZM65 78L67 79V77H66V75H65ZM69 78H70V76H69ZM74 78V77H73ZM83 78V77H82ZM82 78H79V79H82ZM102 78V77H101ZM131 77H129L128 76V78H127V83H130L129 82V80L131 81V79H130ZM134 78H135V76H134ZM141 78V77H140ZM162 78V77H161ZM163 78H164V76H163ZM190 78V77H189ZM245 78V77H244ZM253 78V77H252ZM255 78V77H254ZM17 79H18V77H17ZM48 79V78H47ZM46 79V80H47ZM63 79V78H62ZM96 79V78H95ZM114 79V80H115ZM119 79V78H118ZM121 79H122V77H121ZM121 79H119V80H121ZM123 79H125L124 77H123ZM136 79V78H135ZM165 79V78H164ZM164 79H162V80H164ZM169 79V78H168ZM193 79V78H192ZM191 79V80H192ZM223 79V78H222ZM233 80H234V78H232ZM238 79V78H237ZM236 79V80H237ZM260 79V78H259ZM264 79V78H263ZM9 80V79H8ZM73 80V79H72ZM106 80V79H105ZM108 80V79H107ZM126 80V79H125ZM133 80V79H132ZM140 80V79H139ZM142 80V79H141ZM143 80H145V79H143ZM142 80V81H143ZM157 80V79H156ZM156 80H154V81H156ZM159 80V79H158ZM167 80V79H166ZM224 80H226V79H224ZM228 80H230V79H228ZM235 80V81H236ZM258 80V79H257ZM65 81V80H64ZM76 81V80H75ZM78 82L80 81V80H77ZM89 81V80H88ZM136 81V80H135ZM149 81H151V80H149ZM169 81H170V79H169ZM174 81H176V80H174ZM178 81V80H177ZM179 81H181V80H179ZM193 81H195V79L193 80ZM223 80H221V79H217V82H218V84H221V82H222ZM234 81V82H235ZM241 81H242V78H241ZM246 81V80H245ZM251 81V80H250ZM256 80H254V82H255ZM12 82V81H11ZM95 82H96V80H95ZM112 82L113 83H115V81H112L111 80V82H108V83H111L112 84ZM126 82V81H125ZM144 82V81H143ZM153 82V81H152ZM166 82H168V81H166ZM165 82V83H166ZM173 82V81H172ZM196 82V81H195ZM194 82V83H195ZM199 82H200V80H199ZM198 82V83H199ZM225 82V81H224ZM223 82V83H224ZM227 82V81H226ZM225 82V83H226ZM233 81H232V83H234ZM238 82V81H237ZM249 82V81H248ZM253 82V84H256V82L254 83ZM260 82H262V81H259L258 83H260ZM264 82V81H263ZM14 83V82H13ZM72 83V82H71ZM77 82H75V84H76ZM80 83V82H79ZM89 83V82H88ZM99 83V82H98ZM120 83V82H119ZM119 83L118 84H115V85H118L119 87L122 85V87H123V84H120L119 85ZM135 83V82H134ZM139 82H137V84H138ZM142 83V82H141ZM144 83H146V82H144ZM148 83H150V82H148ZM160 83H163V84H156L155 86H154V88H153V92H152V94H148L147 96H148V99L151 101L152 99H153V97H155V99H156V97L157 96H159L160 94H162V92H161V90L164 88L165 89V83H164V81H160ZM175 83V82H174ZM184 83H185V81H184ZM193 83V84H194ZM197 83V82H196ZM228 84L230 83L231 84V82H227ZM245 83V82H244ZM11 84V83H10ZM102 84V83H101ZM133 84V83H132ZM131 84V85H132ZM151 84V83H150ZM173 84V83H172ZM172 84H170L169 86H171ZM177 84V83H176ZM178 84H180L179 82H178ZM189 84V83H188ZM199 84H201V83H199ZM212 84H216V82L214 83H212ZM235 84V83H234ZM249 84H251L250 82H249ZM252 84V85H253ZM261 84V83H260ZM262 84H264V83H262ZM73 85V84H72ZM92 85H94V84H92ZM96 85V84H95ZM108 85V84H107ZM107 85H106V87H107ZM144 85V84H143ZM143 85H141V86H143ZM146 85V84H145ZM204 85H205V83H204ZM210 83H209V87H210ZM224 85V84H223ZM227 85V84H226ZM232 85V84H231ZM244 85H248V84H244ZM87 86V85H86ZM85 86V87H86ZM102 86V85H101ZM127 86V85H126ZM133 86H135V84L134 85H132V87ZM138 86H139V84H138ZM169 86H168V84H167V87H168V89H169ZM180 86H182V85H180ZM191 86V85H190ZM196 86V85H195ZM206 86H208V85H206ZM205 86V87H206ZM255 86V85H254ZM253 86V87H254ZM257 86V85H256ZM259 86V85H258ZM84 87V88H85ZM94 87V86H93ZM110 87V86H109ZM116 87V86H115ZM137 87V86H136ZM149 87V86H148ZM148 87H147V89H148ZM151 87H152V85H151ZM150 87V88H151ZM179 87V86H178ZM182 87H184V85L182 86ZM215 87V85L212 87V88H214ZM244 87V86H243ZM242 87V88H243ZM245 87H247V86H245ZM262 87H263V85H262ZM23 88V87H22ZM83 87H81V89H82ZM87 88V87H86ZM97 88H99V87H97ZM104 88V87H103ZM117 88V87H116ZM129 88H130V86H129ZM145 88H146V86H145ZM175 88H176V86H175ZM174 88V89H175ZM185 88V87H184ZM190 88V87H189ZM193 88V87H192ZM198 88V87H197ZM204 88V87H203ZM223 88H224V86H223ZM230 88V85L228 86V89ZM256 88V87H255ZM135 89H138V88H135ZM146 89V91H148ZM167 88H166V90H168ZM186 89H187V86H186ZM209 88L207 87V89L206 90H208ZM219 89V88H218ZM217 89V90H218ZM227 89V87H226V90H228ZM236 89V88H235ZM241 89V88H240ZM250 89H251V87H250ZM257 89V88H256ZM262 89H264V88H262ZM261 88H260V90H262ZM85 90V89H84ZM108 90V89H107ZM139 90V89H138ZM171 90V89H170ZM184 90V89H183ZM183 90H181V91H183ZM200 90V89H199ZM198 90V91H199ZM216 90V91H217ZM223 90V89H222ZM225 90V91H226ZM249 90V89H248ZM252 90V89H251ZM258 90V89H257ZM260 90H258V91H260ZM21 91V90H20ZM89 91V90H88ZM91 91H93V90H91ZM99 91V90H98ZM110 91V90H109ZM131 91V90H130ZM128 92V93H131V92ZM134 91V90H133ZM144 91V90H143ZM177 91V90H176ZM188 91V90H187ZM209 91H210V89H209ZM214 91V90H213ZM213 91H211V92H213ZM14 92H15V90H14ZM19 91H17V93H18ZM25 92V91H24ZM23 92V93H24ZM108 92V91H107ZM106 92V93H107ZM113 92V91H112ZM115 92V91H114ZM113 92V93H114ZM117 92V91H116ZM116 92L114 93V95L116 94ZM119 92V91H118ZM123 92V91H122ZM124 92H125V90H124ZM123 92V93H124ZM161 92V93H160ZM180 92V91H179ZM184 92V91H183ZM183 92H181V93H183ZM201 93H202V91H200ZM199 92V93H200ZM203 92H205V91H203ZM210 92V93H211ZM218 92H220V91H218ZM224 92V91H223ZM223 92H220V95L222 96V94L221 93H223ZM244 92V91H243ZM242 92V93H243ZM261 92V91H260ZM264 92V90H262V93ZM20 93H22V92H20ZM20 93H18V94H20ZM40 93V92H39ZM47 94H48V92H46ZM50 93V92H49ZM97 93V92H96ZM109 93H111V92H109ZM109 93H107V94H109ZM119 93H121V92H119ZM164 93V92H163ZM174 93H175V90H174ZM173 93V94H174ZM190 93V92H189ZM209 93V92H208ZM259 93V92H258ZM31 94H34V92H32ZM103 95H105L104 93H102ZM165 94H167V93H165ZM188 94V93H187ZM191 94V93H190ZM189 94V96H190V98L189 97H186V98H189L188 100H189V103H191L192 104V100H193V96L192 95H190ZM213 94V93H212ZM218 94V93H217ZM255 94V93H254ZM14 95V94H13ZM21 95V94H20ZM26 95V94H25ZM103 95H101V96H103ZM121 95H122V93H121ZM125 95V94H124ZM126 95H129V94H126ZM169 95V94H168ZM182 95V94H181ZM181 95H180V98H181ZM209 94H207L206 93V96H208ZM216 95V94H215ZM223 95H225V92H224V94ZM231 95V94H230ZM258 95H260V93L258 94ZM17 96V95H16ZM31 96H33V95H31ZM42 96H43V94H42ZM51 96V95H50ZM54 96H55V94H54ZM65 96H66V94H65ZM77 97H78V94L76 95ZM116 96H119V95H116ZM183 96L185 97V94L183 93ZM182 96V97H183ZM212 96V95H211ZM232 96V95H231ZM230 96V97H231ZM238 96V95H237ZM236 96V97H237ZM264 96V95H263ZM19 97V96H18ZM30 97V96H29ZM36 96H34L32 99H33V101H34V99H36L35 98ZM47 97V96H46ZM67 97H69V96H67ZM66 97V99H68ZM130 96H128L127 98L129 99L128 101H127V105L130 107V108H137L138 109V107H140V101H141V94H139V93H134V94H132V97L131 98H129ZM165 97H167V95H165ZM183 97V98H184ZM233 97V96H232ZM258 97V96H257ZM262 97V96H261ZM21 98H22V95H21ZM26 98V97H25ZM28 98V97H27ZM38 98V97H37ZM61 98H63V97H61ZM79 98V97H78ZM85 98V97H84ZM110 98V97H109ZM162 98V97H161ZM168 98H169V100H170V97L168 96ZM183 98H181V100H180V102L182 101V99ZM226 98V97H225ZM240 98V97H239ZM30 99V98H29ZM39 99V98H38ZM41 99V98H40ZM43 99V98H42ZM48 99V98H47ZM52 99H55V98H52ZM57 99V98H56ZM60 99V98H59ZM58 99V101L60 102V100ZM80 100H81V98H79ZM79 99H76V100H79ZM104 99H105V97H104ZM155 99H153V100H155ZM158 99V98H157ZM163 99H165V98H163ZM185 99V98H184ZM183 99V100H184ZM200 99H202V98H199V102H201V100ZM229 99V98H228ZM249 99V98H248ZM253 99V98H252ZM256 99V98H255ZM260 99V98H259ZM259 99H257V100H259ZM27 100V99H26ZM44 102H45V97H44ZM62 101L64 100V99H61ZM85 100L87 101V99L85 98ZM106 100V99H105ZM116 100V99H115ZM118 100V99H117ZM120 100V99H119ZM126 101V99H121V101ZM152 100V101H153ZM198 100V99H197ZM230 100H232V98L230 99ZM29 101V100H28ZM37 101V100H36ZM35 101V102H36ZM51 101V100H50ZM56 101V100H55ZM69 101H71V100H69ZM82 101V100H81ZM151 101V102H152ZM157 101H159V103H160V100H157ZM156 101V103H158ZM164 101H166V100H164ZM186 101V100H185ZM185 101H184V103H185ZM204 101V100H203ZM208 101V100H207ZM210 101V100H209ZM212 101V100H211ZM214 101V100H213ZM220 101H222V100H220L219 99V102ZM233 101V100H232ZM236 101V100H235ZM249 101V100H248ZM251 101V100H250ZM262 101V100H261ZM16 102V101H15ZM23 102H25V101H23ZM30 102H32V100H30ZM30 102H28V103H30ZM34 102V103H35ZM46 102H49V100L48 101H46ZM66 102H68V101H66ZM72 102H73V100H72ZM76 102V101H75ZM84 102V101H83ZM89 102V101H88ZM108 102V101H107ZM144 102H145V98H144ZM148 102V101H147ZM146 102V103H147ZM155 102V101H154ZM162 102V101H161ZM193 102H194V100H193ZM229 102V101H228ZM246 102V101H245ZM11 103V104H10ZM20 103V102H19ZM33 103V102H32ZM31 103V104H32ZM33 103V104H34ZM39 104V102L37 101L35 104ZM41 103V102H40ZM71 103V102H70ZM69 103V104H70ZM78 103H80L79 101H78ZM87 103V102H86ZM183 103V102H182ZM208 103H210V102H208ZM212 103V102H211ZM222 104H223V101L221 102ZM249 103V102H248ZM255 103V102H254ZM14 104V103H13ZM16 104V103H15ZM17 104H18V101H17ZM42 104V103H41ZM46 104H48V103H46ZM52 104H53V102H52ZM64 104V103H63ZM62 104V105H63ZM103 104V103H102ZM101 104V105H102ZM105 104V103H104ZM107 104V103H106ZM105 104V105H106ZM109 104V103H108ZM107 104V106L109 107L110 106V104L108 105ZM124 104V103H123ZM151 104H154V103H151ZM161 104V103H160ZM165 104V103H164ZM186 104H188V103H186ZM190 104V105H191ZM194 104V103H193ZM192 104V105H193ZM195 104H197V103H195ZM203 104H204V102H203ZM202 104V105H203ZM215 104V103H214ZM251 104H253V103H251ZM60 105H61V103H60ZM114 105V104H113ZM113 105H111L112 107H113ZM117 105V104H116ZM118 105H119V103H118ZM117 105V106H118ZM125 105V104H124ZM147 105V104H146ZM159 105V104H158ZM157 105V106H158ZM163 105V104H162ZM169 105V104H168ZM192 105H191V107H192ZM201 105V106H202ZM218 105V104H217ZM228 105V110L230 109V110H232V111H235V113L239 116V118H244L245 116H246V114H247V111H249V110H247V106L245 107V105H244V102L242 103L241 101H237V102H230L229 104H227ZM226 105V106H227ZM255 105H257V104H255ZM36 106V105H35ZM47 106V105H46ZM71 106V105H70ZM93 106V105H92ZM115 106V105H114ZM116 106V107H117ZM120 108H122L121 107V103H120ZM119 106H118V108H119ZM127 106V107H128ZM161 106V105H160ZM164 106V105H163ZM184 106H186V105H184ZM184 106H182V107H184ZM194 106V105H193ZM200 106V105H199ZM207 106H209V105H207ZM206 106V107H207ZM210 106H211V104H210ZM41 107V106H40ZM43 108H44V103H43V106H42ZM54 107V106H53ZM52 107V108H53ZM61 107V106H60ZM72 107H73V104H72ZM79 107V106H78ZM108 107L106 108L107 109V112L109 111L108 110ZM116 107H113L114 108V110H112V111H116ZM125 107V106H124ZM126 107V108H127ZM149 107V106H148ZM147 107V108H148ZM151 107V106H150ZM149 107V108H150ZM154 107V106H153ZM166 107V106H165ZM190 107V106H189ZM214 107H215V109L217 110L218 109V107L216 108V106L214 105ZM250 108H251V106H249ZM21 108V107H20ZM47 108V107H46ZM55 108V107H54ZM53 108V109H54ZM125 108V109H126ZM156 108V107H155ZM159 108H162V106L161 107H159ZM170 108V107H169ZM168 108V109H169ZM186 108H188V105H187V107ZM209 108V107H208ZM212 108V107H211ZM254 108V107H253ZM252 108V109H253ZM18 109V110H17ZM49 109V108H48ZM56 109L57 108H55V111H56ZM64 109H67V108H65L64 107ZM70 109V108H69ZM90 109H92V108H90ZM141 109V108H140ZM139 109V110H140ZM168 109H166L167 111H168ZM198 109V108H197ZM220 109V108H219ZM226 109V108H225ZM250 110V111H253V110ZM255 109V108H254ZM260 111L264 114V108L260 105ZM258 109V110H259ZM23 111H24V109H22ZM61 110V109H60ZM117 110H119V109H117ZM123 109H121V111H122ZM131 110V109H130ZM144 110V109H143ZM143 110H141V111H143ZM148 110V109H147ZM160 110V109H159ZM159 110H158V112H159ZM162 110H164L165 111V109H161V112H162ZM186 110V109H185ZM223 110V109H222ZM257 109H255V111H256ZM21 111V110H20ZM23 111H21L22 113H23ZM37 111L39 112L40 111V109H37ZM47 111V110H46ZM50 111V110H49ZM55 111L53 112V113H55ZM57 111H58V109H57ZM64 111V110H63ZM66 111V110H65ZM69 111V110H68ZM68 111L65 113L66 114V116H67V113H68ZM72 111V110H71ZM105 111V110H104ZM111 111V113H112V116L114 117V114L116 113H113ZM127 111V110H126ZM146 111V110H145ZM157 111V110H156ZM187 111H188V109H187ZM186 111V112H187ZM201 111V110H200ZM209 111V110H208ZM212 111H214L213 109H212ZM26 112V111H25ZM59 112V114H60V111H58ZM76 112V111H75ZM75 112H69L68 113V115L70 114L71 115V113H75ZM106 112V111H105ZM118 112V111H117ZM120 112V111H119ZM119 112L117 113V115L119 114ZM130 112V111H129ZM133 112H135V110L133 111ZM140 112V111H139ZM183 112V111H182ZM191 112V111H190ZM203 113H204V110L202 111ZM207 114H208V112L207 111H205ZM216 112V111H215ZM218 112V111H217ZM225 112V111H224ZM44 113V112H43ZM46 113H48V112H46ZM63 113V112H62ZM61 113V114H62ZM78 113V112H77ZM103 113V112H102ZM110 113V114H111ZM122 113V112H121ZM121 113L119 114V115H121ZM146 113V112H145ZM160 113V112H159ZM193 113H195V112H193ZM192 113V114H193ZM198 113H200L201 114V112H199L198 111ZM209 113H210V111H209ZM230 113V112H229ZM259 113V112H258ZM50 114V113H49ZM57 114V113H56ZM58 114V115H59ZM60 114V115H61ZM79 114V113H78ZM106 114V113H105ZM105 114H104V116H105ZM123 114V113H122ZM149 114H151V113H149ZM162 114H164V113H161L160 115H162ZM171 114V113H170ZM184 114H185V112H184ZM188 114V113H187ZM217 114V113H216ZM216 114H213L214 116L216 115ZM219 114V113H218ZM249 114V113H248ZM261 114V113H260ZM259 114V115H260ZM50 115H52V114H50ZM59 115V117L61 118V116ZM74 115V114H73ZM108 116H109V113L107 114ZM106 115V116H107ZM116 115V114H115ZM137 115V114H136ZM154 115V114H153ZM159 115V114H158ZM220 115V114H219ZM226 115V114H225ZM65 116V117H66ZM127 116V115H126ZM155 116V115H154ZM183 116V115H182ZM188 117H189V114L187 115ZM210 116H212V115H210ZM213 116V117H214ZM222 116V115H221ZM257 116V115H256ZM55 117V116H54ZM68 117V116H67ZM76 117V116H75ZM82 117V116H81ZM80 117V118H81ZM102 117V116H101ZM121 117V116H120ZM146 117V116H145ZM158 117V116H157ZM175 117V116H174ZM179 117V116H178ZM177 117V118H178ZM194 117H197V116H194ZM203 117H204V115H203ZM208 117V116H207ZM247 117H248V115H247ZM255 117V116H254ZM263 117H264V115H263ZM12 118H14V119H18V120H20V122H18L17 124H15L16 122H13L14 120L12 119ZM53 118V117H52ZM57 118H58V116H57ZM72 118L74 119V117L72 116ZM71 118V119H72ZM79 118V119H80ZM99 118V117H98ZM107 118V117H106ZM106 118H105V120H106ZM118 118V117H117ZM116 118V119H117ZM123 118V117H122ZM125 118V117H124ZM143 118H144V116H143ZM159 118V117H158ZM193 118V117H192ZM215 118H217L216 116H215ZM252 118V117H251ZM250 118V119H251ZM59 119V118H58ZM67 119V118H66ZM77 119H78V117H77ZM119 119V118H118ZM139 119V118H138ZM153 119V118H152ZM195 119V118H194ZM194 119H192V120H194ZM197 120H198V117L196 118ZM206 119V117H204L203 118V120H205ZM209 119H211V118H208V120L207 121H209ZM262 119H264V118H262ZM53 120V119H52ZM60 120V119H59ZM61 120H63V119H61ZM104 120V121H105ZM128 120V119H127ZM126 120V121H127ZM148 120H149V118H148ZM154 120V119H153ZM184 120V119H183ZM182 120V121H183ZM189 121V122H193V121ZM201 120V119H200ZM206 120L204 121L205 122V125L208 123V124H210L211 123V121H210V123L209 122H207L206 123ZM220 121H221V119H219ZM227 121H231L230 119L228 120V119H226ZM254 120H256V119H254ZM1 121V120H0ZM66 121V120H65ZM73 121H75V120H73ZM73 121H72V124H73ZM88 121L89 122H91V120H89L88 119ZM117 121H119V120H117ZM121 121H123V120H121ZM121 121H119L118 123H120ZM151 121V123H152V120H150ZM195 121V120H194ZM202 121V120H201ZM201 121L199 122V123H201ZM216 121H218V120H216ZM233 121V120H232ZM243 121V120H242ZM242 121H239V122H241L242 123ZM257 121V120H256ZM255 121V122H256ZM264 121V120H263ZM63 122V121H62ZM77 122V121H76ZM80 122H81V120H80ZM79 122V123H80ZM158 122V121H157ZM184 122V121H183ZM215 122V121H214ZM213 122V123H214ZM224 122H225V120H224ZM235 121H233V124L232 125H234L235 123H234ZM244 123L246 122V121H243ZM1 123H3V122H1ZM48 123V122H47ZM65 123V122H64ZM67 123V122H66ZM78 123V124H79ZM126 123V122H125ZM124 123V124H125ZM161 123V122H160ZM182 123V122H181ZM220 123V122H219ZM222 123H223V121H222ZM243 123V124H244ZM253 123V122H252ZM263 123V122H262ZM21 124H22V122H21ZM53 124H55V123H53ZM59 124V123H58ZM68 124V123H67ZM71 124V125H72ZM82 124V123H81ZM80 124V125H81ZM91 124V123H90ZM123 124V123H122ZM121 124V125H122ZM127 124V123H126ZM129 124V123H128ZM132 125H134L133 123H131ZM143 124V123H142ZM184 124V123H183ZM193 124H195L194 122H193ZM196 124H198V123H196ZM195 124V125H196ZM207 124V125H208ZM212 124V123H211ZM227 122H226V125H225V123L223 124V126L224 127H226L227 126ZM248 124V122H246V125ZM249 124H250V122H249ZM17 125H19V127L17 126ZM62 125H64V124H61V126ZM66 125V124H65ZM76 126H77V123L75 124ZM95 125V124H94ZM118 125V124H117ZM156 125V124H155ZM161 125V124H160ZM176 125V124H175ZM185 125V124H184ZM204 125V124H203ZM212 125H214V124H212ZM253 125V124H252ZM260 125H263V124H261L260 123ZM2 126V125H1ZM21 126V127H22ZM59 126V125H58ZM75 126V127H76ZM79 126V125H78ZM97 126V125H96ZM119 126V125H118ZM151 126V125H150ZM153 126V125H152ZM157 126V125H156ZM193 126V125H192ZM209 126V125H208ZM215 126V125H214ZM244 126V125H243ZM248 126V125H247ZM250 126V125H249ZM72 127V126H71ZM93 127V126H92ZM102 127V126H101ZM103 127H105L104 125H103ZM107 127V126H106ZM115 127V126H114ZM145 127L147 128V125H145ZM154 127V126H153ZM152 127V128H153ZM162 127V126H161ZM166 127V126H165ZM165 127H162V128H165ZM182 127H184V126H182ZM188 127V126H187ZM198 127V126H197ZM201 127H202V125H201ZM254 127L256 128V126L254 125ZM261 127V126H260ZM50 128V127H49ZM58 128V127H57ZM70 128V127H69ZM94 128V127H93ZM97 128V127H96ZM99 128V127H98ZM111 128V127H110ZM110 128H108V129H110ZM150 128V127H149ZM157 128H158V126H157ZM162 128H160V129H162ZM168 128V127H167ZM205 128H207V127H205ZM204 127L203 128H201V131H203L202 129H205ZM210 128V127H209ZM63 129V128H62ZM66 129V128H65ZM72 129V128H71ZM107 129V128H106ZM128 129V128H127ZM124 129V130H126V131H128V130H130V129ZM148 129V128H147ZM181 129V128H180ZM183 129V128H182ZM193 129H194V126H193ZM208 129V128H207ZM205 129L202 133H204L203 135H205V131H209L210 132V130L208 129ZM213 129H215V128H213ZM212 129V130H213ZM231 129H233L232 128V126H231ZM231 129H229V130H231ZM245 129V128H244ZM248 129V128H247ZM250 129V128H249ZM258 129V128H257ZM59 130H61L60 128H59ZM69 130V129H68ZM93 130V129H92ZM95 130V129H94ZM97 130V129H96ZM111 130V129H110ZM110 130H108V132L110 131ZM138 130V129H137ZM145 130V129H144ZM143 130V131H144ZM154 130V129H153ZM158 130V129H157ZM163 130V129H162ZM189 130V129H188ZM216 131H218L217 129H215ZM222 130V129H221ZM229 130H227V132H229L230 133V131ZM234 130V129H233ZM232 130V131H233ZM238 130V129H237ZM239 130H241V129H239ZM253 130V129H252ZM264 130V129H263ZM262 130V131H263ZM3 131V130H2ZM5 131V130H4ZM8 132L10 131V130H7ZM69 131H71V130H69ZM100 131V130H99ZM131 131V130H130ZM130 131H128V132H130ZM133 131V130H132ZM142 131V130H141ZM142 131V132H143ZM179 131V130H178ZM177 131V132H178ZM183 131V130H182ZM194 131V130H193ZM214 131V130H213ZM220 131V130H219ZM224 131V130H223ZM234 131H236V130H234ZM242 131V130H241ZM246 131V130H245ZM259 131H261V129L259 130ZM262 131H261V133H262ZM51 132V131H50ZM61 132H64V129H63V131H61ZM66 132V131H65ZM68 132V131H67ZM72 132V131H71ZM95 132V131H94ZM104 133H105V131H103ZM111 132V131H110ZM122 132H123V130H122ZM121 132V133H122ZM127 132V133H128ZM134 132H137V131H134ZM139 132H140V130H139ZM188 132H190V131H188ZM199 132V131H198ZM221 132V131H220ZM227 132H225V134L227 133ZM5 133V132H4ZM10 133V134H11ZM53 133V132H52ZM74 133V132H73ZM83 133H85V131L83 132ZM99 133V132H98ZM97 133V134H98ZM102 133V132H101ZM115 133V132H114ZM126 132H125V134H127ZM130 133H132V132H130ZM141 133V132H140ZM143 133H145V132H143ZM142 133V134H143ZM157 133V132H156ZM162 133V132H161ZM197 133V132H196ZM228 133V134H229ZM236 133V132H235ZM257 133V132H256ZM260 133V134H261ZM0 134H1V132H0ZM5 134H7V133H5ZM86 134V133H85ZM96 134V135H97ZM103 134V133H102ZM106 135H107V133H105ZM105 134H103L106 138H107V136L105 135ZM111 134H112V132H111ZM111 134H109V135H111ZM120 134V133H119ZM124 134V133H123ZM122 134V135H123ZM154 134V133H153ZM158 134V133H157ZM179 134H180V131H179ZM210 134V133H209ZM221 134V133H220ZM222 134H223V132H222ZM233 134V133H232ZM258 134V133H257ZM53 135H55V133H53ZM57 135V134H56ZM82 135H84V134H82ZM94 135V134H93ZM108 135V136H109ZM112 135H114V134H112ZM112 135L111 136H109L108 138L110 139V137H112ZM121 135V136H122ZM132 136H133V134H131ZM136 135V134H135ZM147 135V134H146ZM145 135V136H146ZM155 135V134H154ZM168 135V134H167ZM177 135H178V133H177ZM198 135V134H197ZM196 135V136H197ZM208 135V134H207ZM214 135V134H213ZM245 135H247V134H245ZM259 135V134H258ZM11 136V135H10ZM9 136V138H11ZM50 136V135H49ZM52 136V135H51ZM87 136V135H86ZM95 136V135H94ZM103 136V137H104ZM127 136V135H126ZM129 133H128V137H127V139L129 138ZM136 136H138V135H136ZM148 136V138H149V140H150V137H149V135H147ZM146 136V137H147ZM158 136V135H157ZM156 135H155V137H154V141L157 139L156 137H157ZM160 136V135H159ZM158 136V137H159ZM196 136L194 135V133L191 131V135H190V137H191V141L190 142H188V144L186 143V144H183V146L182 147H179L178 148V150H173L174 151V153L172 154V152H171V155L169 156V157H171L172 158V166H171V168H170V170H167V173L165 174V176H163V177H161L162 179H161V182L159 181L160 179H157L161 184L160 185H162L163 186V188H166L168 185H170L169 186V188H166V190H164L163 188H159V187H155V188H153V190L152 189H150V190H152L153 192L152 193H154L155 195H157V198H158V202H159V204H160V206L162 207V208H160V209H157V211H156V213H155V216H156V221H158V222H160L161 224L163 223H165V225H167L169 228L170 227H172V226H175L176 227V229H175V232L169 237L168 236V233L170 232H168V233H166V234H164V233H162L163 231H155V232H153V233H155V235L154 236H156L155 237V239L154 240H151V242L149 243V247L148 248H146V246H144L145 248H146V250H147V252H149V253H151V252H153V253H155V252H158V253H160V257L158 256V254H157V256H158V260H160L159 258H163V259H167L168 261H170V262H172V261H176V260H181V261H183V262H185L186 264H228L227 262H224V258L223 257H221V256H216L215 254H214V250L215 249H217V248H220V245H221V243H222V241L223 240H225L226 238H230L231 237V235H232V226H231V223H230V221H233V220H228V219H220V220H217L216 221V224L214 225H212L213 226V228L212 229H210L211 227L208 225L209 223L205 220V218L204 219H197V218H194L195 217V215L193 216V217H186L185 216V213H187V211H183V210H181V208H185V210L186 209H191V208H193V206L194 205H198V201L199 200H197L198 199V196H201V195H203V196H205V198L206 197H210L209 199H210V201L211 200H219V198L220 197H223L224 196V194H226L227 192H225L224 194H223V192L224 191H226L225 189H228V187L230 188V187H235V189H236V192L235 193H237V195H239L240 196V198H242L243 199V202H244V204H245V202H248V201H251V200H253L254 199V197H256V196H254L255 194H256V192L258 191L257 190V188L258 187H260V186H262L263 187V185H264V179L262 178V175H264V163H262V162H255V163H253V164H248L247 162H246V159L244 158V155L242 156V155H239L238 156V154H237V156L234 154V155H232L231 153H230V151H229V148L230 147H233L234 148V146H229V144H230V142L231 141H229V139H227L225 142L226 143H224L223 145H224V150L222 151V157L224 158V161L223 162H225V165H224V169L222 170V171H220V173H218V175H216V179L213 181L212 180V182H206V181H201L200 182V184H201V186H199L198 184V180L200 179V178H198V179H196L195 178V174L196 173H200L201 174V171L202 172H204L203 171V163H204V161L203 160H207V158H208V156L209 155H207L208 153L207 152H204V151H202L203 149H200V146H202L203 145V141H201V139H200V137H199V140L196 138ZM212 136V135H211ZM221 136V135H220ZM222 136H224V135H222ZM226 136H228L227 134H226ZM237 136V135H236ZM236 136H232V137H235L234 138V140H236ZM239 136V135H238ZM242 136V135H241ZM259 136H261V137H263V135H259ZM15 137H17V136H15ZM20 137V136H19ZM27 137V136H26ZM57 137V136H56ZM90 137V136H89ZM114 137H116V136H114ZM118 137V136H117ZM134 137V136H133ZM141 137V136H140ZM153 137V136H152ZM203 137V136H202ZM201 137V138H202ZM216 137V136H215ZM246 136H244V138H245ZM18 138V137H17ZM22 138H24V137H22ZM58 138L59 137H57V139H56V141H58ZM95 138V137H94ZM93 138V139H94ZM97 138V137H96ZM99 138V137H98ZM126 138V137H125ZM125 138H123L124 140H125ZM130 138H131V136H130ZM129 138V139H130ZM143 138H144V136H143ZM168 138V137H167ZM177 138V137H176ZM183 138V137H182ZM186 138V136L184 137V139ZM205 137H203V140L205 141H208L207 139H204ZM229 138V137H228ZM239 138V137H238ZM238 138H237V142H238ZM242 137H240V139H241ZM248 138V137H247ZM260 138V137H259ZM21 139V138H20ZM54 139H55V136H54ZM60 139H62L61 137H60ZM100 139V138H99ZM101 139H104V138H101ZM100 139V140H101ZM136 139V138H135ZM152 139V138H151ZM162 139H164V138H162ZM166 139V138H165ZM190 139V138H189ZM212 139V138H211ZM211 139H209V140H211ZM218 139V138H217ZM231 139H233V138H231ZM17 140V139H16ZM22 140V139H21ZM29 140V139H28ZM52 140V139H51ZM108 140V139H107ZM160 140V139H159ZM172 140V139H171ZM177 140V139H176ZM242 140V139H241ZM244 140V139H243ZM251 140H253V139H251ZM262 140V139H261ZM25 141V140H24ZM29 141V142H30ZM83 141V140H82ZM91 141H92V138H91ZM90 141V142H91ZM95 141V140H94ZM97 141V140H96ZM132 141V140H131ZM146 141V140H145ZM164 141H167V140H164ZM163 141V142H164ZM187 141H188V139H187ZM206 141H205V143H206ZM223 141V140H222ZM235 141V142H236ZM13 142V141H12ZM29 142H27V143H29ZM34 142H32V143H34ZM102 142V141H101ZM117 142V141H116ZM139 142H141V141H139ZM171 142H174V140L173 141H171ZM170 142V143H171ZM234 142V141H233ZM243 142V141H242ZM19 143H21V142H19ZM25 143V142H24ZM31 143V144H32ZM50 143L52 144L53 142H51L50 141ZM61 143H63V142H61ZM112 143V142H111ZM153 143V142H152ZM157 143H160V142H157ZM167 143V142H166ZM165 143V144H166ZM169 143V142H168ZM169 143V144H170ZM177 143V142H176ZM204 143V144H205ZM214 143V142H213ZM216 143V142H215ZM254 143V142H253ZM17 144V143H16ZM37 144V143H36ZM60 143H58V145H59ZM105 144H107V143H105ZM110 144V143H109ZM109 144H107V146L109 145ZM129 144V143H128ZM133 144V143H132ZM132 144H130V145H132ZM142 144V143H141ZM145 144H147V143H145ZM155 144V143H154ZM173 144V143H172ZM208 144V143H207ZM210 144V143H209ZM250 144V143H249ZM20 145V144H19ZM18 145V146H19ZM30 145V144H29ZM33 145V144H32ZM53 145V144H52ZM64 145V144H63ZM125 145V142H121V143H119V141H118V143H113V146L114 147H121L122 148V146H124ZM130 145H129V147H130ZM136 145V144H135ZM142 145H144V144H142ZM141 145V146H142ZM148 145V144H147ZM146 145V146H147ZM164 145V144H163ZM215 145V144H214ZM230 145H232V144H230ZM234 145H235V143H234ZM241 145V143H239V146ZM243 145V144H242ZM241 145V146H242ZM246 145V144H245ZM256 145V144H255ZM66 146V145H65ZM97 146V145H96ZM96 146H95V148H96ZM106 146V147H107ZM111 146V145H110ZM109 146V147H110ZM140 146V145H139ZM153 146V148H154V146L155 145H152ZM174 146H175V143H174ZM211 146V145H210ZM219 146V145H218ZM228 146H229V148H228ZM239 146H237L236 147V145H235V148H238L237 150H239L240 148H239ZM251 146V145H250ZM21 147H23V146H21ZM43 147H41V148H43ZM54 147V146H53ZM64 147V146H63ZM70 147H71V145H70ZM88 147V146H87ZM94 147V146H93ZM98 147V146H97ZM108 147V148H109ZM132 147H134V146H132ZM164 147V146H163ZM92 147H90V149H91ZM105 148V147H104ZM113 148V147H112ZM127 148V147H126ZM140 148V147H139ZM139 148H137V151L139 152ZM143 148H144V146H143ZM146 148V147H145ZM144 148V149H145ZM172 148H173V146H172ZM175 148V147H174ZM173 148V149H174ZM203 148H204V146H203ZM244 148V147H243ZM22 148H20V150H21ZM55 149H57V147H55ZM60 149V148H59ZM97 149V148H96ZM101 149H102V147H101ZM106 149V148H105ZM135 149V148H134ZM133 149V150H134ZM152 149V148H151ZM169 149V148H168ZM207 149H208V147H207ZM210 149V148H209ZM214 149V148H213ZM219 149V148H218ZM232 149V148H231ZM242 149V148H241ZM263 149H264V147H263ZM44 150L42 151L41 150V152L43 153V154H45L44 153ZM118 150H120V149H118ZM117 150V151H118ZM130 150V149H129ZM154 150H156V149H154ZM158 150V149H157ZM167 150V149H166ZM212 150V149H211ZM37 151H39V148H38V150ZM49 151V152H48ZM58 151V150H57ZM66 151V150H65ZM93 151V150H92ZM98 151V150H97ZM96 151V152H97ZM105 151H107V152H110L109 150H105ZM114 151H116V149L115 150H113V151H111L112 152V155H113V153H114ZM116 151V152H117ZM135 152H136V150H134ZM146 151H147V148L145 149V154H146ZM150 150H148V152H149ZM213 151V150H212ZM218 151V150H217ZM36 152V151H35ZM63 154H64V149H63ZM68 151H66V153H67ZM75 152V151H74ZM101 152V151H100ZM104 152V151H103ZM138 152H136V153H138ZM152 152V151H151ZM154 152V151H153ZM152 152V153H153ZM158 152H159V150H158ZM167 152V151H166ZM28 153V152H27ZM50 153V154H51ZM76 153V152H75ZM106 153V152H105ZM125 153V152H124ZM140 153V152H139ZM155 153V152H154ZM168 153V152H167ZM167 153H165V155L167 154ZM214 153H215V151H214ZM31 154V153H30ZM74 154V153H73ZM114 154H116V153H114ZM120 154H123V153H120ZM127 154V153H126ZM159 154H160V152H159ZM158 154V155H159ZM169 154V153H168ZM211 155H212V153H210ZM22 155V154H21ZM60 155V154H59ZM65 155V154H64ZM108 155V154H107ZM110 155V154H109ZM112 155H111V157H112ZM125 155V154H124ZM128 155V154H127ZM133 155H135V154H133ZM138 155V154H137ZM141 155H142V153H141ZM140 155V156H141ZM147 155V154H146ZM145 155V156H146ZM153 155H155V154H153ZM157 155V154H156ZM161 155V154H160ZM165 155H164V157H165ZM246 155H248V154H246ZM25 157H26V155H24ZM29 156H31V155H29ZM43 156V155H42ZM46 156V155H45ZM74 156V155H73ZM103 156V155H102ZM106 156V155H105ZM123 156V155H122ZM130 156V155H129ZM140 156H134V157H138V160H140ZM162 156V155H161ZM216 156V155H215ZM217 156H219V154L217 155ZM252 156V155H251ZM44 157V156H43ZM50 157V156H49ZM49 157H48V155H47V158L49 159ZM54 157V156H53ZM52 157V159H51V162H53L54 161V158ZM60 157V156H59ZM58 157V158H59ZM115 157V156H114ZM119 157H120V155H119ZM140 157V158H139ZM152 157V156H151ZM160 157V156H159ZM163 157V156H162ZM214 157V156H213ZM220 158V159H223V158ZM253 157V156H252ZM255 157V156H254ZM30 158V157H29ZM31 158H32V156H31ZM34 158V157H33ZM41 157L39 156V159H40ZM99 158V157H98ZM106 158V157H105ZM118 158V157H117ZM127 158V157H126ZM136 158H134L135 159V161H136ZM148 158V157H147ZM166 158H168V157H166ZM219 158V157H218ZM256 159H258L257 157H255ZM254 158V159H255ZM44 159V158H43ZM47 159V160H48ZM55 159H57V157L55 158ZM61 159H62V157H61ZM102 159V158H101ZM128 159V158H127ZM133 159V157H131V160H134ZM149 159V158H148ZM153 159V158H152ZM151 159V160H152ZM155 159V158H154ZM161 159V158H160ZM213 159H215V158H213ZM262 159V158H261ZM13 160V159H12ZM29 160V159H28ZM42 160V159H41ZM74 160H76V158L74 159ZM98 160H100V159H98ZM106 160V159H105ZM115 160V159H114ZM126 160V159H125ZM130 160V159H129ZM150 160V159H149ZM150 160V161H151ZM156 160V159H155ZM163 160V159H162ZM165 160V159H164ZM169 160H170V158H169ZM209 160V159H208ZM259 160V159H258ZM7 161V160H6ZM33 161V160H32ZM46 161V160H45ZM48 161H50V160H48ZM61 161V160H60ZM101 161V160H100ZM111 162H113L112 160H110ZM120 161V160H119ZM127 161V160H126ZM125 161V162H126ZM143 160H141V161H139V162H142ZM145 161V160H144ZM212 161V160H211ZM217 161V160H216ZM10 162V161H9ZM57 162H59L58 160H57ZM56 162V163H57ZM77 161H75L74 163H76ZM84 162V161H83ZM102 162H104V161H102ZM106 162V161H105ZM109 162V161H108ZM116 162V161H115ZM128 162H130V161H128ZM147 162H149L148 160H147ZM153 162H154V160H153ZM162 162V161H161ZM165 162V161H164ZM164 162H163V164H164ZM169 162V161H168ZM222 162V163H223ZM250 162V161H249ZM252 162V161H251ZM68 163V162H67ZM101 163V162H100ZM107 163V162H106ZM136 163H138V161H136ZM136 163H134V165L136 164ZM155 163V162H154ZM166 163V162H165ZM32 164V163H31ZM38 164V163H37ZM55 164V162L53 163V165ZM64 164V163H63ZM70 164H72V161H71V163ZM111 164V163H110ZM120 164H122V163H120ZM149 164H151V163H149ZM160 164H162V163H160ZM168 164V163H167ZM169 164H170V162H169ZM168 164V165H169ZM205 164V163H204ZM212 164V163H211ZM29 165H30V162H29ZM28 165V166H29ZM73 165V164H72ZM72 165H71V167H72ZM98 165V164H97ZM114 165V164H113ZM119 165V164H118ZM123 165V164H122ZM121 165V166H122ZM139 166L140 164H136V166ZM145 165V164H144ZM159 164H157V165H155V166H158ZM206 165H208V164H205V166L204 167H206ZM210 165V164H209ZM216 165V164H215ZM27 166V167H28ZM70 166V165H69ZM74 166H76L75 164H74ZM85 166V165H84ZM89 166V165H88ZM111 166V165H110ZM123 166H125V164L123 165ZM128 166V165H127ZM131 166V165H130ZM133 166V165H132ZM137 166V167H138ZM141 166H142V163H141ZM140 166V167H141ZM147 166V165H146ZM217 166V165H216ZM65 167H67V166H65ZM103 167V166H102ZM109 167V166H108ZM126 167V166H125ZM134 167L135 166H133V169H134ZM140 167H138V170H139V168ZM143 168H144V166H142ZM149 167V166H148ZM147 167V168H148ZM150 167L153 169L154 167H152L151 165H150ZM159 167V166H158ZM169 167H170V165H169ZM212 167H213V165H212ZM220 167H221V165H220ZM37 168V167H36ZM64 168V167H63ZM73 168V167H72ZM77 167H75L74 169H76ZM82 168V167H81ZM89 168V167H88ZM88 168H86V169H88ZM99 168H101L100 167V165H99ZM112 168V167H111ZM110 168V169H111ZM121 168H123V167H121ZM129 168V167H128ZM136 168V167H135ZM151 168H150V170H151ZM155 168H157V167H155ZM154 168V169H155ZM162 168V167H161ZM216 168H218V166L216 167ZM35 169V168H34ZM69 169V168H68ZM74 169H73V171H74ZM85 168H84V170H86ZM104 169V168H103ZM114 169V168H113ZM132 169V168H131ZM132 169V170H133ZM141 169V168H140ZM145 169V168H144ZM143 169V170H144ZM157 169H159V168H157ZM165 168H163V170H164ZM209 169V168H208ZM65 170V169H64ZM78 170V169H77ZM81 170V169H80ZM80 170H78V171H80ZM93 170H95V169H93ZM100 170V169H99ZM115 171H116V169H114ZM114 170H111V172L112 171H114ZM132 170H129V171H132ZM137 170V169H136ZM137 170V171H138ZM146 170V169H145ZM143 171V172H146V171ZM148 170V169H147ZM160 170V169H159ZM159 170H157V171H159ZM205 170V169H204ZM210 170V172L208 171L207 173H212L211 172V168L209 169ZM219 169H216V171H218ZM92 171V170H91ZM103 172H104V170H102ZM107 171V170H106ZM122 171V170H121ZM120 171V172H121ZM123 171H125V169L123 170ZM134 171V170H133ZM155 171V170H154ZM207 171V170H206ZM205 171V172H206ZM71 172V171H70ZM97 172V171H96ZM139 172V171H138ZM142 172V173H143ZM152 172V171H151ZM165 172V171H164ZM163 172V173H164ZM204 172V173H205ZM77 173V172H76ZM82 173V172H81ZM97 173H99V172H97ZM97 173H92V174H96V175H98ZM101 173V172H100ZM105 173V172H104ZM107 173V172H106ZM109 173V172H108ZM124 173H126V172H124ZM131 173V172H130ZM141 173V172H140ZM147 173V172H146ZM145 173V174H146ZM71 174V173H70ZM86 174V173H85ZM88 174V173H87ZM110 175H112V174H114V173H109ZM117 174V173H116ZM119 174H123L122 172L121 173H119ZM132 174V173H131ZM137 174V173H136ZM136 174H134V175H136ZM144 174V173H143ZM142 174V175H143ZM152 174H156V172L154 173H152ZM214 174H217V173H214ZM74 175H76V174H74ZM82 175H83V173H82ZM96 175H95V177H96ZM101 177H102V175L101 174H99ZM106 175V174H105ZM115 175V174H114ZM118 175V174H117ZM130 175V174H129ZM202 175H204V174H202ZM206 175H208V174H206ZM85 176V175H84ZM104 176V175H103ZM122 176H124V175H122ZM138 176H140L139 174H138ZM144 176V175H143ZM143 176H140V177H142V178H140V177H138V178H140V179H143ZM155 176V175H154ZM157 176H158V174H157ZM199 176V175H198ZM214 176V175H213ZM77 177V176H76ZM75 177V178H76ZM106 177V176H105ZM114 177V176H113ZM118 177H120V175L118 176ZM126 177H128V176H126ZM129 177H131V175L129 176ZM134 177V176H133ZM151 177V176H150ZM149 177V178H150ZM153 177V176H152ZM151 177V178H152ZM156 177V176H155ZM200 177V176H199ZM208 177V176H207ZM205 178V179H208V178ZM73 178V177H72ZM80 178V177H79ZM78 178V179H79ZM86 178V177H85ZM99 179H101L100 177H98ZM102 178H104V177H102ZM106 178H108V177H106ZM105 178V179H106ZM124 178H125V176H124ZM123 178V179H124ZM145 178V177H144ZM149 178H148V180H149ZM204 178V177H203ZM241 178H243L242 179V181L240 182L239 181V179H241ZM116 179H118V178H116ZM115 179V180H116ZM122 179V178H121ZM139 179V180H140ZM147 179V178H146ZM153 179V178H152ZM156 179V178H155ZM212 179H213V177H212ZM91 180V179H90ZM96 180H97V177H96ZM108 180H110V179H108ZM114 180V179H113ZM112 180V181H113ZM157 180H155V181H157ZM103 181V180H102ZM107 181V180H106ZM122 181V180H121ZM128 181V180H127ZM141 181V180H140ZM113 182H115V181H113ZM129 182V181H128ZM142 182V181H141ZM144 183L145 182H147V181H143ZM149 182H150V180H149ZM149 182H147V183H149ZM154 182V181H153ZM159 182H158V184H159ZM90 183V182H89ZM105 183V182H104ZM130 183L133 185V186H135L137 189H140V191H141V189L144 187V186H141L142 184H144V183H140L139 181H136L135 179L134 180H130ZM157 183V182H156ZM156 183H154V185L156 184ZM126 184H128V183H126ZM96 185V184H95ZM104 185V184H103ZM107 185H108V183H107ZM117 185V184H116ZM119 185V184H118ZM131 185V186H132ZM196 185H198V186H196ZM108 186H110V185H108ZM121 186V185H120ZM132 186V187H133ZM147 186H149V185H147ZM159 186V185H158ZM96 187V186H95ZM126 187V186H125ZM151 187V186H150ZM152 187H154V186H152ZM151 187V188H152ZM101 188V187H100ZM103 188V187H102ZM110 188H111V186H110ZM115 188V187H114ZM119 188V187H118ZM129 188V187H128ZM91 189V188H90ZM94 189V188H93ZM120 189V188H119ZM144 189V188H143ZM146 189V188H145ZM232 189V188H231ZM260 189L261 188H259V194H258V196L260 195L261 196V194H260ZM101 190H103V189H101ZM105 190H107L108 192H110L109 190V187H105ZM149 189H147V191H148ZM149 190V191H150ZM234 190V189H233ZM114 191V190H113ZM112 191V192H113ZM118 191H120V190H118ZM124 191V190H123ZM130 191V190H129ZM129 191H128V193H129ZM131 191H132V189H131ZM134 191V190H133ZM145 191V190H144ZM146 191V192H147ZM231 191V190H230ZM145 192V193H146ZM151 192V191H150ZM94 193V192H93ZM117 193V192H116ZM124 193V192H123ZM130 193H132V192H130ZM129 193V194H130ZM137 193H141V192H137ZM144 193V194H145ZM148 193V192H147ZM146 193V194H147ZM152 193H150V194H152ZM111 194V193H110ZM121 194H122V192H121ZM136 194V193H135ZM201 194V195H200ZM228 194V193H227ZM230 195H231V192L229 193ZM108 195V194H107ZM223 195V196H222ZM230 195H228V196H230ZM233 195V194H232ZM264 195V194H263ZM102 196V195H101ZM112 196V195H111ZM120 196V195H119ZM118 196V197H119ZM135 196V195H134ZM142 196V195H141ZM143 196H145V195H143ZM226 196V195H225ZM224 196V197H225ZM228 196H227V198H228ZM238 196V197H239ZM259 196V197H260ZM113 197L115 198V196L113 195ZM112 197V198H113ZM117 197V196H116ZM117 197V199H120V198H118ZM147 197V196H146ZM78 198V197H77ZM122 198V197H121ZM141 198V197H140ZM149 198H150V196H149ZM199 198H201V197H199ZM230 198V197H229ZM232 198V197H231ZM230 198V199H231ZM235 198V197H234ZM143 199V198H142ZM141 199V200H142ZM175 200V201H177V202H179V203H177V202H172V204L174 203H177V204H179L178 205V212L177 213H175V214H177V215H175L174 217H171V214H169V216L170 217H168L167 216V211H166V209L168 208V203H167V201L166 200ZM203 199V198H202ZM223 199V198H222ZM221 198H220V201L222 200ZM237 199V198H236ZM242 199H241V201H242ZM262 199V198H261ZM138 200V199H137ZM146 200V199H145ZM225 200V199H224ZM233 200V199H232ZM122 201V200H121ZM132 201V200H131ZM150 201V200H149ZM153 201V200H152ZM201 201V200H200ZM226 201V200H225ZM229 201V200H228ZM234 201V200H233ZM240 201V200H239ZM254 201H257V199L255 200L254 199ZM264 201V200H263ZM119 202V201H118ZM141 202V201H140ZM142 202L144 203V200H142ZM203 202V201H202ZM206 202V201H205ZM212 202V201H211ZM216 202H218V201H216ZM122 203V202H121ZM127 203V202H126ZM147 203V202H146ZM148 203H150V202H148ZM230 203V207H231V201L229 202ZM250 203V202H249ZM252 203V202H251ZM254 203V202H253ZM256 203V202H255ZM254 203V204H255ZM261 203V202H260ZM137 204H140V203H137ZM176 204V205H177ZM200 204V203H199ZM223 203L221 202V204H220V202H219V205L221 206ZM225 204H228V202H226ZM224 204V205H225ZM248 204V203H247ZM263 204V203H262ZM125 205V204H124ZM133 205V204H132ZM142 205V204H141ZM152 205V204H151ZM150 205V207H152ZM171 205V204H170ZM208 205H210V204H208ZM214 205V204H213ZM215 205H216V203H215ZM218 205V204H217ZM237 205V204H236ZM241 205H242V203H241ZM128 206H129V204H128ZM139 206V205H138ZM137 206V207H138ZM142 206H144V205H142ZM146 206V205H145ZM172 206V205H171ZM205 206H206V203H205ZM211 206H212V204H211ZM219 206V207H220ZM223 206V205H222ZM228 205H226V207H227ZM238 207H239V205H237ZM244 206V205H243ZM255 206V205H254ZM257 206H259V204L258 205H256V208H257ZM261 206V205H260ZM263 207H264V205H262ZM125 207H126V205H125ZM124 207V208H125ZM175 207V206H174ZM201 207H203V206H201ZM214 207V206H213ZM234 207V206H233ZM232 207V208H233ZM106 208V207H105ZM121 208H123V206L121 207ZM144 208V207H143ZM148 208H149V206H148ZM155 208V207H154ZM159 208V207H158ZM172 208V207H171ZM206 208H208V207H206ZM220 208H222V207H220ZM225 208V207H224ZM228 208V207H227ZM232 208H230V209H232ZM246 208V207H245ZM252 208H254V207H252ZM256 208H255V210H256ZM126 209V208H125ZM124 209V210H125ZM135 209H136V207H135ZM144 209H146V208H144ZM175 209V208H174ZM177 209V208H176ZM199 210V208H196V210ZM201 209V208H200ZM226 209V208H225ZM224 209V210H225ZM237 209V208H236ZM236 209H234V210H236ZM240 209V208H239ZM257 209H259V208H257ZM132 210H134V208L132 209ZM139 210H142V209H139ZM151 210V209H150ZM154 210H156V209H154ZM173 210V209H172ZM195 210V211H196ZM216 210H217V207H216ZM122 211V210H121ZM135 211V210H134ZM137 211V210H136ZM148 211V210H147ZM147 211H146V213H147ZM169 211H170V207H169ZM200 211V213H202V210H199ZM211 211H214V210H211ZM221 211H223V210H221ZM228 211V210H227ZM240 211V210H239ZM257 211V210H256ZM256 211H255V213H256ZM114 212V211H113ZM127 212V211H126ZM129 212V211H128ZM127 212V213H128ZM150 212V211H149ZM153 212V211H152ZM151 212V213H152ZM173 213L175 212V210L174 211H172ZM215 212V211H214ZM213 212V213H214ZM225 213H226V211H224ZM236 212H238V211H236ZM260 212V211H259ZM204 213V212H203ZM202 213V214H203ZM217 213V212H216ZM223 213V212H222ZM228 213V212H227ZM230 213H232V212H230ZM235 213V212H234ZM233 213V214H234ZM242 212L240 211V214H241ZM258 213V212H257ZM262 213V212H261ZM134 214V213H133ZM137 214V213H136ZM150 214V213H149ZM153 214V213H152ZM192 214V213H191ZM190 214V215H191ZM201 214V215H202ZM205 214V213H204ZM204 214H203V216H204ZM210 214V213H209ZM211 214H212V212H211ZM220 214H221V212H220ZM236 214V213H235ZM248 214V213H247ZM252 214H254V213H252ZM141 215V214H140ZM143 215V214H142ZM217 215V214H216ZM219 215V214H218ZM224 215V214H223ZM226 215V214H225ZM242 215V214H241ZM241 215H239L238 216V214H237V216L238 217H240ZM249 215V214H248ZM188 216H189V214H188ZM228 217H229V215H227ZM230 216H234V215H230ZM254 216V215H253ZM138 217V216H137ZM153 217V216H152ZM152 217H150V218H152ZM211 217V216H210ZM221 217V216H220ZM227 217V218H228ZM139 218V217H138ZM148 218V217H147ZM202 218V217H201ZM214 218V217H213ZM243 218V217H242ZM241 218V219H242ZM129 219V218H128ZM153 219V221H154V217L152 218ZM212 219V218H211ZM218 219H219V217H218ZM232 219V218H231ZM233 219H234V217H233ZM239 219V218H238ZM147 220V219H146ZM208 220V219H207ZM214 220H215V218H214ZM213 220V221H214ZM235 220V219H234ZM237 220V219H236ZM244 221H246V218L244 217V219H243ZM248 220V219H247ZM249 220H250V218H249ZM136 221V220H135ZM138 221V220H137ZM140 221H141V219H140ZM144 221V220H143ZM150 221V220H149ZM210 221V220H209ZM240 221V220H239ZM238 221V222H239ZM129 223L131 222L130 220L128 221ZM145 222V221H144ZM148 222V221H147ZM236 222V221H235ZM249 222V221H248ZM250 222H253V221H250ZM249 222V223H250ZM127 223V222H126ZM132 223V222H131ZM140 223V222H139ZM186 223V226L188 227V228H190V233H189V235L188 234H186L185 236L184 235H182V234H184V224ZM233 223V222H232ZM242 223V222H241ZM244 223V222H243ZM254 223V222H253ZM256 223V222H255ZM233 224H235L236 225V223H233ZM131 225V224H130ZM129 225V226H130ZM134 225H136V224H134ZM249 225V224H248ZM255 225V224H254ZM260 225V224H259ZM138 226H139V224H138ZM144 226V225H143ZM167 226H166V228H167ZM207 226H209V229H208V227ZM127 227V226H126ZM133 227V226H132ZM147 228H148V226H146ZM150 227V226H149ZM152 227V226H151ZM174 227V228H175ZM186 227V228H187ZM207 227V228H206ZM237 227V229L238 228H240V225H239V227L238 226H236ZM128 228V227H127ZM140 228V227H139ZM146 228V229H147ZM165 228V227H164ZM173 228V227H172ZM254 228H258V227H255L254 226ZM135 229V228H134ZM151 229H154V228H151ZM237 229H235V230H237ZM251 229H253V227H251ZM154 230H156V228L154 229ZM153 230V231H154ZM157 230H161L160 228H158ZM167 230V229H166ZM165 230V231H166ZM169 230V229H168ZM241 233L242 232H244L245 230H247V228H246V226H245V224H241ZM131 231V230H130ZM147 231V230H146ZM150 231V230H149ZM148 231V232H149ZM189 231V230H188ZM234 231V230H233ZM252 231H254V234H255V230H252ZM258 231H261V230H258ZM133 232V231H132ZM137 232V231H136ZM218 232H220V235L221 236H219L218 235ZM250 232V231H249ZM248 232V233H249ZM257 232V231H256ZM125 233V232H124ZM126 233H127V231H126ZM151 233V232H150ZM171 233V232H170ZM240 233V234H241ZM250 233H252V232H250ZM109 234V233H108ZM244 234H245V236H248L247 234H246V231L244 232ZM244 234L242 235V236H244ZM262 234V233H261ZM105 235V234H104ZM125 235V234H124ZM133 235V234H132ZM135 235V234H134ZM152 235V234H151ZM252 235V234H251ZM251 235H249V237L251 236ZM123 236V235H122ZM150 236V235H149ZM186 236H188L187 238V240L185 239V237ZM235 236V235H234ZM239 236V235H238ZM241 236V237H242ZM104 237V236H103ZM142 237V236H141ZM148 237V236H147ZM255 237H257V236H255ZM236 239L238 238L237 236L235 237ZM246 238V237H245ZM252 238H254V237H252ZM251 238V239H252ZM116 238H114V240H115ZM122 239H125V238H123L122 237ZM144 240L145 239H149V238H146V236H145V238H143ZM231 239V238H230ZM233 239V238H232ZM232 239H231V241H232ZM235 239V241H237ZM242 239V238H241ZM247 239H249V238H247ZM250 239V240H251ZM134 240L136 241V239H135V237H134ZM254 240V239H253ZM256 240V239H255ZM107 241V240H106ZM109 241V240H108ZM111 241H113V240H111ZM229 241V240H228ZM258 241H259V239H258ZM110 242V241H109ZM116 242H118V240L116 241ZM130 242V241H129ZM145 242H146V240H145ZM144 242V243H145ZM257 242V241H256ZM260 242V241H259ZM262 242V241H261ZM121 242L119 241L118 242V244H120ZM123 243H124V241H123ZM142 243V242H141ZM228 243V242H227ZM231 243V242H230ZM234 243V242H233ZM237 243V242H236ZM106 244V243H105ZM255 244V243H254ZM258 243H256V245H257ZM260 244V243H259ZM127 245V244H126ZM133 245V244H132ZM249 245H250V241L248 240V241H239L235 246L233 245H231L229 248L232 250V249H236L237 247H239V248H241V249H246V248H249ZM106 246V245H105ZM116 246V245H115ZM123 246V245H122ZM134 246H136L135 244H134ZM148 246V245H147ZM251 246V245H250ZM253 246V245H252ZM258 246V245H257ZM108 247H114L113 245L112 246H108ZM141 247V246H140ZM143 247V246H142ZM142 247H141V249H142ZM143 247V248H144ZM225 247V246H224ZM228 247V246H227ZM88 248V247H87ZM87 248H85V249H87ZM115 248H117V247H115ZM115 248H114V252L115 251H117V250H115ZM119 248V247H118ZM134 248V247H133ZM254 248V247H253ZM255 248H256V246H255ZM255 248H254V251H255ZM131 249V248H130ZM224 249V248H223ZM258 249V248H257ZM194 250V251H193ZM224 250H226V249H224ZM223 250V251H224ZM237 250V249H236ZM247 250V249H246ZM245 250V251H246ZM109 251V250H108ZM110 251H111V249H110ZM229 251V250H228ZM240 251V250H239ZM252 251V250H251ZM124 252V251H123ZM130 252V251H129ZM216 252V251H215ZM226 252H227V250H226ZM225 252V253H226ZM241 252V251H240ZM248 254H249V252L248 251H246ZM245 252V253H246ZM112 253V252H111ZM119 253V252H118ZM144 253V252H143ZM142 253V254H143ZM218 253V252H217ZM224 253V252H223ZM228 253V252H227ZM227 253H226V255H227ZM251 253V252H250ZM106 254V253H105ZM146 254V253H145ZM144 254V255H145ZM230 254V253H229ZM248 254H247V256H248ZM118 255V254H117ZM125 255V254H124ZM221 255H223V254H221ZM238 255V254H237ZM237 255H234L235 257L237 256ZM250 255V254H249ZM126 257H128L127 255H125ZM125 256H123V259H124V257ZM148 256V255H147ZM156 256V255H155ZM162 256V257H161ZM224 256V255H223ZM233 255L232 256H229V257H234ZM241 256V255H240ZM242 256H243V253H242ZM247 256H246V258H247ZM125 257V258H126ZM130 257V256H129ZM133 257V256H132ZM226 257V256H225ZM244 257H245V254H244V256H243V259L242 258H240L241 260H244ZM249 257V256H248ZM253 257V259H254V255H252L251 256V258ZM138 258H139V255L137 256V260H138ZM151 258V257H150ZM156 258V257H155ZM226 258H228V257H226ZM113 259V258H112ZM129 259H131V258H128L127 259V262L128 261H130ZM133 259V258H132ZM131 259V260H132ZM248 259H250V258H248ZM247 259V260H248ZM114 260V259H113ZM122 260V259H121ZM142 260V259H141ZM226 260V259H225ZM231 260V259H230ZM241 260H238V261H240L241 262ZM261 260V259H260ZM125 262L126 260H122V262ZM134 261H135V258H134ZM133 261V262H134ZM145 261V260H144ZM149 261V260H148ZM147 261V262H148ZM167 261V262H168ZM226 261H228V260H226ZM232 261V260H231ZM109 262H111V261H109ZM116 262V261H115ZM118 262V261H117ZM124 262H123V264H124ZM133 262H132V264H133ZM166 262V263H167ZM178 262V261H177ZM176 262V263H177ZM233 262V261H232ZM243 262V261H242ZM141 263V262H140ZM139 263V264H140ZM152 263H154L153 261H152ZM157 263V262H156ZM169 263V262H168ZM233 263H235V258H234V262ZM232 263V264H233ZM237 263V262H236ZM244 264L246 263L245 261L243 262ZM251 263V262H250ZM250 263H248V264H250ZM104 264H106V263H104ZM155 264V263H154ZM158 264V263H157ZM160 264V263H159ZM172 264V263H171ZM231 264V263H230Z\"/></svg>",
    "mask_w": 264,
    "mask_h": 264
},
{
    "label": "built area",
    "instance_id": "3",
    "mask_svg": "<svg viewBox=\"0 0 264 264\" xmlns=\"http://www.w3.org/2000/svg\"><path fill=\"white\" fill-rule=\"evenodd\" d=\"M2 12H7L9 14L17 13V4L15 0H0V14ZM14 25H10V28L13 29ZM0 28L4 29L3 25L1 24L0 20ZM6 30V29H5Z\"/></svg>",
    "mask_w": 264,
    "mask_h": 264
}]
</instances>
